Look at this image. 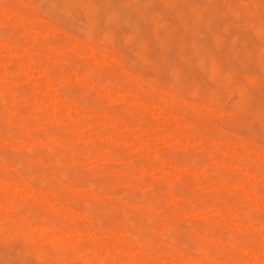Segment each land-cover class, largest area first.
Listing matches in <instances>:
<instances>
[{
	"label": "rangeland",
	"instance_id": "1",
	"mask_svg": "<svg viewBox=\"0 0 264 264\" xmlns=\"http://www.w3.org/2000/svg\"><path fill=\"white\" fill-rule=\"evenodd\" d=\"M4 1L8 2V3H5ZM24 1L27 3V5H26V3H24ZM183 1H185V0H183ZM183 1L182 0L181 1L180 0H172V1L171 0H164V1L163 0H15V1L14 0H12V1L11 0H3L2 3L5 4L6 6L15 7L17 15L28 14V15L31 16V19L22 22L21 20H18V19H20V18H18V16H16V18L13 17L11 12L7 11V10L5 11V16H2V17L0 16V23H1L0 24V60H1V64L0 65L4 66L8 70V73H9V74L7 73L8 75H4V76L0 75V85L2 86V88H9L10 87V89L13 92L14 91L18 92V94L16 93L15 95H13V97H11V98H14L15 101H17V102H21L23 100V98H22V100H20L19 96L23 97L22 96L23 94L20 93V90L22 92L24 90L23 88L26 89L27 86L26 85L24 86V84H26V82L32 83V84H34L36 86L38 85L40 96L38 97L39 100L36 99L37 101H35V104L34 103L31 104L30 108H28V109L26 107L25 108L21 107L23 105V103H20V104H22L20 106L19 103L16 102L18 104V106L21 107L22 110H20V108L16 105V103L14 104V103L10 102L9 104H11V105H8L7 104L8 102H5L3 100V97H6V95H8V94L5 93V91L2 90L1 87H0V89H1L0 90V97H1L0 100H2L3 105H5V103H6V105L8 106V107L6 105L4 106L5 110H4V108L2 106H0V109H1V111H0V119L2 120V122L0 120V128L3 130V132H2V130H0L1 131L0 135L2 133L3 134L5 133V131H4L5 129H7L9 131V133L12 134V135L11 134L10 135H6L7 138L9 137L8 139H10V143L7 144V142H4V141L1 142L2 143V145H1L2 148H0V152L2 151L4 153H2V152L0 153L2 155V158H0V159H2V161L0 160L2 162V163L0 162V167L2 165V167L0 168L1 169L0 170V175L2 177H5L3 175V173H4V171H7L8 169L10 170V171H7L8 174H10V173L11 174L12 173H18V171H19L18 174H20L28 182L33 181V182H31V184L34 183L35 185L32 184L34 187L35 186L36 187H41V186L43 187V188L41 187L42 190H43V193L40 194L39 196H37L38 204H40L44 208H47L48 211H51V212L54 211L53 208H58L60 206L63 207V208H66V209L72 208L74 210H77V212L79 211L78 212L79 215H78V217L76 219V221L78 220L77 221L78 224L82 223L83 221H86V220L90 219L91 216H89V215L93 214L95 212V214H94L95 216L92 215V218H91L90 221L93 222V224L98 226V227L99 226H103V227H108V228H112V229L118 228L117 230H119V231H124L125 232L127 230V232H128L129 228H127L126 230H123V229L128 227V225L130 226L131 229H133L131 226H134L133 222L135 221V223L137 225H135L134 227L138 228V229H135V228L134 229L136 231L135 233H138L137 231L140 230V229L143 230V228L145 229V227H149L151 225L153 226V222H151L149 220L151 215H155V213H157L156 216L159 217V215L161 216L162 214H164L163 213L164 211L162 212L163 209L159 210V208L155 207V206L147 207L146 210L143 212V214L139 213L138 211L140 210L139 209L140 205H145L144 204L145 200L143 199V193L147 192L146 193L147 195H148V193H149V195L152 193V195H151L152 198H154V197L155 198H157V197L159 198V197L163 196L164 194H166V192H170V189H172L171 186H169V188H168V185L171 184L169 179H168V177L161 175L153 166H148L149 162L152 159L155 160V158H156V160H157V158L166 156L172 162L173 161L176 162V163L173 162L174 164H171L172 162L171 163L169 162V164L167 163V166H170V164L172 166L176 165V166L172 167V168H174L173 173L180 174V176L179 175H177V176L174 175L173 176V178L175 177V181H173L174 185L172 184L174 190L172 189L170 193H174L175 195H179V193H180L179 196H181L180 197L181 199H183L182 196L185 197V198L187 197L189 200H191L193 198L190 202L193 205H195L196 207L197 206L198 207H202V206H205L206 204L209 206V204H210L211 205L210 207L212 209L209 207L210 210H206V209H203V208L201 210H198V209H196L195 206H190L189 202H187L186 204L184 202L185 205H184L183 208H181V209H179L177 211V216L172 217V218H175V220H170V218H169L171 223H170V221H168V222L171 225L176 224L175 225V227H176L175 229H173L174 226H172V233L168 232V235H166V233H164L163 235H160V236L158 234L156 236V233H155L154 236L156 238H158V239H161V240H163L162 238H164L163 241H167L168 239H165V236L169 237V234L170 235H174L176 240H173L174 238L172 236H170L169 237L170 240L167 241L166 243H168V244L171 243L170 244L171 246L177 247V249H179V250L186 251L188 249L187 251H189V250L193 251L196 248V246H195V244L193 246L192 243H189V242H193L194 241V243L197 244V240L198 239L196 240L194 237L193 238H189L190 236L192 237L191 232L193 230H196L197 232H199L200 234L203 235L204 232L207 229L205 228L206 230H202L201 228L204 229V226L206 227L207 224H205L206 222L204 223V222H201V221H203V219L204 220L205 219L206 220H214L215 223L212 224L213 227L211 226L213 229H211V228H209V226H207L209 228V230H208L209 234L213 235V236L217 235L216 237H219V238L222 236V238L224 239L222 241L214 240V244L218 245V246L226 247V246H223V245H225V243H226V245L232 243L230 240H232L233 238L230 237L227 234L228 231L226 232V230H224V229H226V227L233 229L234 230L233 233L235 232L233 235H234V237L236 236L234 238L235 240H237V239L240 240V238L243 239L244 237H245L244 239L246 240V241H243V243H241L242 242L241 240H240L241 242L237 241L238 243L240 242L239 246H240V244L242 245L240 248L243 249L242 251L245 254L243 256L244 258H242L244 263L245 264H253L252 261H253V258H254V251L252 249H251V251L249 249H247V248L253 246V244L251 242L248 243L247 241H248L249 238H251V237L253 238V236H256V234L252 233V232H256L260 236V238H262V241L264 240V226H263V223H262V222H264V220L262 221V218L264 216V200L262 201L261 205L259 206L260 208L258 209V206H257L256 210H254L255 207H252L253 209H251L250 207H248L246 205L247 204L246 202H245L246 203L245 204L244 201L241 202V200H244L243 198H245L246 200L252 198L254 196L252 194V192L256 193L257 190H258V192H257L258 196H260V195L264 196L263 195V193H264V188H263L264 187V185H263L264 182L261 183L262 181H264L263 180L264 179V177H263L264 176V169L263 170L260 169L261 167L264 168V165H263L264 163H262L263 160H264V157H263L264 156V140L262 139V137L264 136V126H263L264 124L262 125L263 129L259 125V124L263 123V121H261L262 120L261 117L264 119V112H263V114H261L262 109L260 108V107H262V104H263V111H264V101H263L264 100V66H263L264 63L262 64V62H264V49H263L264 48V40H263L264 39V0L263 1H261V0H254V1L253 0H240V1L239 0H232V1L224 0V2H223V0L222 1L221 0H219V1L218 0H213L214 3H211V2H213L212 0L211 1L210 0H208V1H206V0H189V1L186 0L185 1L186 3L185 2L182 3ZM244 1L248 2L249 4L248 3L245 4ZM257 1H260V2H257ZM179 2H181V3L179 4ZM188 2H190L191 4H189ZM192 2H194V3H192ZM242 2H244V3H242ZM28 3L30 5H28ZM251 3H253L254 6H252L253 4H251ZM203 4H205V5H203ZM225 4L227 5V7H225L226 6ZM176 5H178L177 6L178 11L176 9ZM192 5H193V7L195 8V11H196L195 12L196 13L195 17H193V15H191V14L194 13V12H192L194 10H191V9H194L193 7H191ZM197 5L200 6V7H198ZM179 6L180 7L182 6L181 7L182 9L179 10V8H180ZM189 6L191 7L190 9H188ZM196 6H197L198 11L196 10ZM246 7H248V8L250 7V9L247 10L248 8H246ZM183 9H184V11L182 12L181 10H183ZM210 9H214V11L212 10V12H211ZM239 9H240V11H239ZM218 10H220L222 12H220ZM226 10H228V11H226ZM237 10H238V12H237ZM245 10H247V11H245ZM252 10H255V11H252ZM200 11H201V14H203V15H200V13H199ZM207 11H208V13H205ZM180 12H182V14L184 12H186L185 15H186V18H187L188 22H185V24H187V23L191 24V25L188 24L189 26L187 25V28L192 26L193 24H194V26H195V24L196 25L198 24L201 29L197 26L198 29L196 28V32L198 30L200 32L199 31H198V33L195 32V27L196 26L195 27L194 26L190 27L189 31H188V29L185 28V30H187V32L185 30H183V28H184L183 27V24H184L183 21H186V19L185 18L183 19L182 16H181V19H180V16H179ZM213 12H215V14ZM198 13H199L198 16H200V17L197 19V17H198L197 14ZM210 13H211V15H210ZM236 13H238L239 15L236 14ZM158 14L160 16H158ZM209 15L212 16V17H210ZM32 16H33V18H32ZM201 16H202V18H201ZM206 17L209 20L206 19ZM194 18L197 19L198 21L196 20V22H195ZM38 19H41V20H44V21L48 22L49 24L54 26L55 30L57 29L55 31V33H52V34H50V33L48 34V32L45 31L44 29L43 30L34 31V33H33V35L36 36L37 40H39V41L42 40L41 42H43V40L47 41V42L54 41L57 44L58 48H54L48 54V58H49L48 62L49 63L47 62V64H46L47 65L46 67L49 66V69H51L50 71L48 69V73L50 75H53V76L56 75L55 78L58 76V78L53 79V80H52V78L50 79V76L48 75V73H46V72H44V73L43 72H38L32 66H29L26 69V71L24 72L25 76L22 77L21 69H19L17 67L18 69L16 70V68H14V67H16V64L14 63L15 65H13V63H12V62H14L12 59H16V58H18L20 56L18 46H20V44H21V36H22V34L31 31V28L29 27V25L30 24L34 25L35 21H37ZM199 19H200V21H199ZM212 19H213V21H212ZM246 19H248V21ZM11 20H16V22H12ZM207 20L208 21H212V24H209L210 27L212 26V28L209 27L211 29V32H210V29H208L209 25L206 24L208 22ZM161 21H165V22L160 23ZM245 21L248 23V25L245 24L246 23ZM249 21H250V23H249ZM177 22H178L179 25H177ZM204 22H206V23H204ZM5 23H6V25H5ZM174 23H175V27L176 28L179 26L178 27L179 29L177 28V30H176L175 27H173ZM208 23H210V22H208ZM251 24H254V25H251ZM250 25H251V27H250ZM203 26H205V27H203ZM246 26H247V28L243 29V27H246ZM259 26L262 27V31L261 32L263 34L260 32L261 28ZM164 27H165V29H161V28H164ZM192 28H193L194 32L190 33V31H193ZM254 28H259V29H254ZM170 29L172 30V33L174 35L171 33ZM174 30H176L179 33L180 36L175 35L177 32L176 31L174 32ZM95 31H96V33H95ZM165 32L166 33L168 32V34L165 35L166 34ZM211 34H212V37L210 36ZM255 34L258 35V38L256 37ZM168 35H170L169 37L171 38V40H170V38H166V36L168 37ZM195 35H197V36H195ZM174 36L175 37L178 36V37L175 38ZM172 37H173V39H172ZM190 37H192V39L194 41H196V43H193L194 41ZM216 37H217L218 41H217ZM124 38H125V40H124ZM213 39L214 40L216 39V42H218V43L215 44L213 42ZM75 40L76 41L80 40V42H76ZM93 40L96 41V44H94L95 42ZM174 40H175L176 43L174 42ZM188 40H189V42H188ZM191 40L193 41L192 43H190ZM178 41H180V42H178ZM184 41L187 43L186 45H188V47H190L191 49L188 48L187 46H185V47L184 46H180V47H183L184 49L178 47L179 45H184V44H181V42H184ZM97 42H98V44H97ZM99 42H100V44H99ZM114 42H115V44L117 46H119V47H117L118 50L115 48L117 50V55L113 54V53H116L115 50L112 51L114 49L112 47V45H114V47L116 46L114 44ZM124 42L126 44H128V45H125ZM77 43H78L79 46H77ZM103 43L104 44L107 43L106 44L107 47L111 44L108 47V49H109L108 51L105 50V46L106 45L104 46V48H102L103 47ZM64 44H67V45H64ZM87 44L88 45L90 44V45L88 46L89 49L86 50ZM123 44L126 47L125 46L123 47ZM200 44H201V48H200ZM243 44H245V45H243ZM174 45H175V48H174ZM191 45H193V46H191ZM194 45L196 47L199 46L198 49L203 50L206 53L203 52V51H199L198 50V52H200V53L197 54L198 52L195 51V56H192V55H194L192 53H194V50L196 48V47H194ZM255 45H257V46H255ZM92 46H94L95 48L92 47ZM77 47H78V49H76ZM110 47H112V48H110ZM208 47H211V48H208ZM176 48L180 49L179 52H181V54H182L183 50L184 51L186 50L185 52L188 55L185 54V52H183V56L182 57L184 59L180 58L179 57L180 55L177 53L178 50ZM250 48H252V50H251V52L249 51L250 54L247 52V54L250 55V56H247L248 57L247 58L246 54L244 53V49L247 51ZM260 48H262V49L259 50ZM72 49H74L73 52H72V55L75 54L74 56H72L70 54ZM90 49H93V50L96 49L97 52H98V53H96V55L99 54V55H101V57L103 56L104 53H105L104 55L108 54L106 56H109L111 54L112 58H111V56H109L108 57L109 60H108L106 58V56H103L104 57V59H103V57L100 58V56L97 55L96 57H98L101 60L99 65L96 64V66L98 68L97 69L98 71H97L95 64H94V66L92 65V67H93L92 68L91 65H89L88 61H86L87 57L90 55V54H87V51H89ZM67 50H68V52H67ZM209 50H212L211 52H213V54H211V52H209ZM256 50L258 52L261 51L262 53H259V55H257L258 52H256ZM99 51H100V53H99ZM118 51H119L120 54H118ZM30 52H31V50H29V49L26 50V53L24 54V56H28L30 54ZM123 52H125L128 56L127 55L123 56L122 55ZM66 53L70 54V55L68 54L69 57H68V55L64 56V55H66ZM125 53H123V54H125ZM176 53L179 56H175ZM251 53H252V55H251ZM189 54H191V55H189ZM209 54L212 55L211 58H210ZM235 54H237V55H235ZM118 55H122L123 56L122 59ZM70 56L72 58H70ZM214 56H215V59H214ZM113 57H114V59H113ZM196 57H198V58H196ZM207 57H209V58H207ZM162 58H164L165 60L162 59ZM186 58L188 59V61L186 60ZM68 59H70L69 61L71 63L68 61ZM180 59H182V61ZM193 59H194V61H193ZM200 59H203L202 60L203 62L200 61ZM240 59L243 60L244 63H242V61ZM260 59L262 61L261 64L263 66V67L261 66V68H263V69H260L258 67V66H260ZM9 60L11 62H9ZM82 60H83V63H82ZM120 60L121 61L122 60H126L127 62L126 61L125 62L124 61L121 62ZM183 60L185 61L186 64L183 62ZM189 60H191V62ZM85 61L87 62V64H85L86 63ZM131 61H133L132 63H134V64H132ZM159 61H163L164 63L160 62L162 64L161 65L159 63ZM165 61H166V63L169 62V65H168V63L165 64ZM198 61L203 63V65H202L203 69H202V67L200 65L201 63H198L199 65H197L196 62H198ZM256 62H259V65H257ZM105 63H106V65H105ZM107 63L108 64L112 63V64L107 66ZM156 63L160 64V66H158ZM188 63H189V65H188ZM191 63H192V65L194 67L193 66L190 67ZM194 64H196V65H194ZM210 64L214 65V66H211ZM244 64L246 66H244ZM69 65L72 66V67H70ZM177 65H179V67H177L178 69L176 70L175 66H177ZM181 65H182V67H181ZM86 66H88V67H86ZM102 66H103V68H102ZM131 66H132V69H130ZM142 66H144V67H142ZM206 66H208V67H206ZM209 66H211V69H212L211 71H213L212 67H215V66L218 67V69L216 67L214 69L216 71V74L214 73L215 71L212 72V73L209 72V71L208 72L206 71L207 69H210ZM99 67H101V68H99ZM153 67H156L154 71H153V69H154ZM159 67H160L161 71H160ZM200 67H201V69H200ZM0 68H2V67H0ZM60 68H62L61 70H63L64 72H67L68 69H69V72H70V80L69 81H63L62 78L59 77L58 74H56L57 73L56 71L60 70ZM157 68L159 70V71L157 70L159 73H157V71H156ZM186 68H187V70H186ZM205 68H206V70H204ZM82 69H84L83 72H81ZM88 69L90 70L89 73L92 72L90 75H95L97 77V80L95 79L96 78L95 76H94L95 78H93L92 76L87 75ZM109 69L113 70V71L111 70L113 74L110 73ZM53 70H55V71H53ZM79 70H80V73L78 72ZM133 70H134V72H133ZM217 70H219V71H217ZM105 71L106 72L109 71V73L108 72L106 73ZM170 71H172V72H170ZM180 71L182 73L186 72L188 74V77L185 76V75H187L186 73H184L185 74L184 75ZM97 72H99V74H97ZM177 72H179V74L181 73L182 75H184L185 78L186 77L189 78V75H190V78H191L192 73H193V75H195L194 78L196 77L195 80L199 79L200 77L201 78L199 80H197V82H196L194 80V78L192 77L193 80L191 79L192 80L191 81L190 79H187V78L184 79V77H182L181 74H180L181 76L178 75ZM226 73H228L227 74L228 76H226V78H224V74L226 75ZM100 74H101L100 77H102V78L99 79L98 77H99ZM209 74H211V75H209ZM172 75H174V76H172ZM175 76L178 77L179 79H181L180 82H179L180 84L177 83L179 81V79L176 78ZM207 76H208L209 79L207 78ZM219 76H222V78L224 80H227V81H223V79L220 78ZM229 76L232 79H230ZM106 77L108 78V80L107 79L104 80V78H106ZM114 77H115V79H114V82H113L112 79ZM122 77L126 81H124L122 79ZM129 77H131V78H129ZM149 77H151V78H149ZM217 77H218V79H217ZM128 78L131 79V81H134V79L137 78L138 80H140L143 83L146 82L145 84L149 85L152 88H155V90L162 89L168 95L169 94L170 95L179 94L180 96L179 95H177V96L180 97L181 100L183 98L185 101L184 100H182V101H184L185 103L180 104V105H183L181 110H179V111L178 110L177 111L174 110V112L176 111L175 114L177 115V118L179 120L181 119V122L182 121L183 122L187 121L184 125L183 124L182 125L184 126L185 130L186 129L194 130L193 131V136L196 133V131H198V133L200 132L201 134L206 135V136L219 137V136L222 135V133L223 134L225 133L224 131L227 130L226 131L227 132V136H226V134H224V135L221 136V138L226 136L225 138H222V140L232 141L233 143L231 144V149H233V150L238 148V146L242 142H245L247 140L246 142L249 144V146L251 148L253 147L254 150L256 149L255 150L256 152L259 151V153H257L258 154L257 157L255 156L253 158L254 160L252 159V162H250L249 166H247L248 171L254 172L253 173L254 175L251 172L250 173L245 172V170L242 169V162L235 160L236 158H232L233 160L230 161L231 157H229L228 154L227 155L226 154H223V155L218 154V152H220V150H221V149H219V147L220 146L223 147V145H221L219 143H215V142H218V141H215L213 143H208V144L203 143V144L199 145L197 143V141L192 140V139H190L188 141L183 140L182 142H179L180 144H178V143L171 144L172 145V149H170L168 151L167 150L165 151V149L163 148V145L165 146L167 144V142L171 141L172 139H171V137L162 138V137L158 136V128L161 127L160 125L155 130H146L142 126L137 125L136 123H130V125L128 124L127 126H125L124 124L120 125L119 121L116 124V122H115L116 120L112 121L110 119L112 117L109 116L108 112L105 113V112H102V111H98L99 110L98 106H97L98 104L97 103L94 104V102L98 101V95L97 94H98V91H99L98 89H100L102 87L101 85H106L108 88H111L113 90V92L111 91L112 94H109L108 97L106 98L105 105L108 106L107 110L111 111L115 115L116 118H123V115L125 113L131 112L130 109H132V107H134V104H135L134 102L136 101L135 99H138V97L140 99V97L142 98V96H143V99L146 97V94L141 92L139 90V87L134 86L132 84L133 82L129 81ZM152 78H153V81H154V79H156L155 81L159 80V81H157L158 83L155 82V81H154L155 83L153 81H151ZM182 78H183V80H182ZM213 78L215 80H213ZM250 78H251V80L248 81ZM175 79H178V81L175 80ZM160 80H161V82H160ZM218 80H221V82L218 81ZM229 80H230V82L228 83L229 84L228 85L226 83ZM105 81H106L107 84L104 83ZM109 81L111 83L112 82L113 83L111 84ZM89 82H90V84H89ZM101 82H103L104 84L101 83ZM125 82H127V83L125 84ZM162 82H164L163 84L166 83V85H163ZM218 82L221 83V86H220V83L218 84ZM115 83H117V85H115ZM181 83H186L187 86H185L184 90L189 87L188 90H186V91H183V89H180L181 91L178 90V88H179L178 86H180ZM22 84H23V86H22ZM95 84L99 85L98 88L96 87ZM118 84H120V85H118ZM127 84H129V87H128ZM177 84H178V86L176 87ZM196 84H199V86H201V87L199 88V86L196 85ZM110 85H113V87L110 86ZM184 85L182 84L181 87L183 88ZM222 85L225 86V87H223ZM14 86H17V87H14ZM132 86L134 88H132ZM236 86H237V88H236ZM238 86H239V88L241 86H243V89L244 88L245 89L244 90H241V89L239 90ZM18 87H20V88H18ZM56 87H58V91L57 92H59L61 90L60 92H62L64 94L58 93L60 95L59 98L55 101V103H50L49 99L47 98V96L49 94H51L53 91L56 92V90H54V88H56ZM135 87L137 88V90H135L136 89ZM171 87L174 90H172ZM115 88H117V89H115ZM126 88H128V89H126ZM198 88H199V90H198ZM204 88L207 89V90H205ZM118 89L119 90L121 89V90L119 91ZM129 89L132 92H134V94H132V92ZM192 89L194 91H192ZM127 90H129V91H127ZM201 90H203L202 93H201L202 95L198 94V92L200 93ZM138 91H139V93H138ZM191 91H192V93H191ZM208 91H209V93H208ZM241 91L245 92V93H241ZM260 91L263 94H261ZM116 92L118 94L123 93V95L128 94V97H129L128 98V102H126L125 104L124 103H120V102H122V100L120 99V102H119L118 94H113V93H116ZM204 92L207 93L206 96H204L205 95ZM210 92H212L213 94L210 93ZM93 93H95V94H93ZM129 93H131V94H129ZM214 93H216L217 95L214 94ZM248 93L250 95H249V97L247 99L250 102L249 101L247 102V99L245 98L246 96H248L247 95ZM1 94H3V95H1ZM4 94H5V96H4ZM137 94H140V96H138ZM209 94L210 95L212 94V95L210 96ZM244 94H246V95H244ZM67 95H68V100L65 99V96H67ZM251 95H253V96H251ZM261 95H262V97H261ZM95 96H97V98ZM133 96H137V97H133ZM177 96H176V98H177ZM198 96H200V97H198ZM213 96H215L216 98L213 97ZM218 97H219V99H218ZM69 98H71V99H69ZM132 98H135V99H132ZM192 99L195 100V101H193ZM189 100L190 101L192 100V101L190 102ZM218 101H220V102L217 104ZM186 102L189 103V104H187ZM224 102H225V104H224ZM261 102H262V104L259 105V103H261ZM2 103L0 102V105H2ZM76 103H80V104L82 103V105L85 106V108L83 110H79L77 108V104ZM233 103H234V105H233ZM236 103L237 104L240 103V104L237 105L238 108H239V105H241L243 103L242 106L245 109V111L248 110V109L249 110L245 113V111L243 109H241L242 107H240L241 110L240 109L236 110L235 111L236 113H235L234 109H232V108L236 107V109H237V106H235ZM185 104H186V106H185ZM195 104L201 109H198V108L196 109V107H194L195 109H191V108H193L191 105H195ZM216 104L218 105V107H217ZM219 104L221 106H219ZM244 104L246 106H244ZM204 105H205V107H204ZM211 105H212V107H210ZM122 106L123 107L125 106V109H123ZM206 106L208 108H206ZM214 106H216V107H214ZM231 106H233V107H231ZM205 108H206V110H204ZM33 109H34V111L42 110V114L43 115H41L42 117L40 118V123H36V122L32 121L31 118H34V116H35L34 115L35 113H34ZM153 109H154V112H155V114L153 113L154 115L152 114L153 117H155V118H158V116L160 117L161 116L160 114H162V113L158 112L159 110L157 109V107H153ZM215 109H218V110H215ZM45 110H47V111H45ZM184 110H185V112L186 111H188V112H186V114H185ZM214 110H215L216 113L219 114V117H218V114L214 113ZM197 111H204V112H207V113L210 111L211 113H208L209 115H206L207 113H205V115H204L203 113H198ZM230 111H231V113H230ZM250 111L253 112V113H251ZM119 112H120V114H119ZM195 112H197L196 115H195ZM121 113H124V114H121ZM128 113L126 115H128ZM213 113L216 114V115L214 116ZM233 113H235V114H233ZM237 113H238V115H240V117L237 115ZM180 114L181 115L184 114L187 117L185 118L184 115L181 117ZM223 114H225L224 117H223ZM118 115H120V116H118ZM255 115H256V117H255ZM21 116H22V118H21ZM23 116H24V118H23ZM220 116H221V119L226 118L227 116H228L227 118L229 119V116H230V119L239 121V124L241 122V126L242 127L240 125H238V122L236 121L237 122V126H239V127H237L238 129H235L236 123H233L235 125V127L232 124V122H235V121H232V120L229 119L231 121L230 124L233 125V126H231L230 124L226 123L228 121V119L226 120V122L224 121L225 119L223 121H221L220 120ZM79 117H82L83 120L86 119L88 121V124L92 121L91 122L92 124L94 122V125H96V124L100 125V126H97V125L96 126L98 127V129H101V130H103L105 132H107V130H105V129H108V127H112V128H109L108 130H111L113 136H112V134L109 131L108 132L111 134V138L110 137L109 138L110 139H114V140H109L108 139L109 142H111V143H109V142L104 141V139H103L104 136L96 135L95 134L96 131H93V130H95L94 128H97L96 126H94V128H93V126L92 127H87L86 126V128H85V125H84V127L81 126V125H76L75 122H76V120H78ZM195 117H198V118H195ZM124 118L126 119L125 115H124ZM188 118L190 119V121H189ZM191 118L196 123L193 122L191 120ZM217 118H219V120ZM256 118H258V119L256 120ZM259 118L261 120H259ZM22 119L23 120H28L29 122L25 121L24 123H22L21 122ZM30 119H31V122H30ZM186 119H188V120H186ZM195 119L198 121V123H197V121ZM199 119L201 121L202 120L206 121V122L202 121L205 124L202 123ZM19 120H21L20 122L22 124L20 122L19 123L21 124L22 128L19 127V125H20L19 123L17 124L18 127L15 124ZM126 121H128V118L126 119ZM191 121L194 123V127H193V123H191ZM210 121H212V122H210ZM189 122L191 123V125H190ZM258 122H259V124H258ZM187 123H189V125ZM199 123L204 128L208 127V126H209V128H205V129L202 128L201 129V126H199V125L196 126ZM12 124H14V125H12ZM212 124H213V126H212ZM7 125L9 126L8 128H6ZM219 125H221V126H219ZM226 125H228V126H226ZM45 126L47 127L48 131H50L52 133L54 132L55 133V134L53 133L54 135H56L57 133H58L57 135L60 134L59 135L60 139L62 138V136H63L62 134L63 133L65 135V132H67V129L70 130L69 137H70V142L72 143V145H71L72 146V148H71V152H72L71 160L72 161L70 160L71 162L68 163L70 165V167H69L70 171H68V170L65 171L64 170V169H68L66 167L69 166L68 164L67 165L65 164L66 167L65 166H64L65 168L62 167V169L64 168L63 171H65V175H60V173H59V175H57L58 173L55 174V176L57 178L61 179L62 177H64L63 181L70 183V185L68 186V189L69 188L70 189L73 188V189H77V190H80V189L83 190L82 189L83 188V184H84V186H89L88 183H90L93 180H94L93 182L96 181L95 184L98 185V186H100L102 183H104L101 186L102 187H106V188L108 186H110L109 185L110 183L108 181L112 182V180L113 181L115 180L116 181V183H115L116 186L113 184V185H111L112 188H111V186L108 187L109 189H102V188L99 187V189L102 190V191H100L99 189H95L98 186L95 185L96 187H92V185L94 186V183L91 184L92 183L91 182L90 186L92 187V189L93 190H97V191L99 190V192H100V196L98 198H96V199H94V198L92 199V198H89V197H85L84 198L82 196H79L76 193H73L72 195L70 194L71 196L70 195L69 196L66 195L67 197H65V194H67V193H64V194L61 195V197L63 195L65 197V199L62 198V200H64L62 205H59L57 202H55L53 200V198L51 197V195L47 192V188L45 189V185L48 182L47 181L48 178L46 176H50V173L48 172V170H49L48 167H50L51 170L53 169L52 166H53V163L56 160V159L53 158V156L56 158V155L58 156V154L61 153L63 148L60 147L59 145H55V144L52 145V149H54L53 152H50L52 149L49 150V148H48L49 145H47V149L48 150L45 148V146H46V144L48 142V140H46L45 135L43 133L44 130L42 129V128H45ZM211 126H212V128H211ZM4 127H5V129H4ZM216 127H217V129H216ZM88 128H90V129H88ZM16 129H17L16 133H19L18 130L19 131L21 130V132H24V133L25 132L32 133V136L36 140L35 139L34 140H27V139L24 140V138H19V137L16 138V139L12 138V140H11L10 137L11 136H15L16 133L14 131H16ZM10 130L12 132H14V133L10 132ZM159 130H160V128H159ZM204 130H205V134H204ZM208 130L209 131L212 130L211 133L213 135H211ZM216 130L217 131L220 130V131L217 132ZM252 130H256V132H257V134L255 132L256 136L254 135V133H252L253 132ZM8 131L5 134H8ZM62 131H64V132H62ZM220 132H221V135H220ZM36 133H39V134H36ZM236 133H237L238 136H236ZM34 134L36 136H34ZM126 134L132 135L134 140L130 138L131 136L126 135ZM207 134H210V135H207ZM251 134H253L255 137L253 135H251ZM4 135H2V136L4 137ZM39 135L43 136L44 138H40ZM67 135H68V133H66L65 136H67ZM247 135H251V137H254L255 139H253V138H251L250 136H247ZM257 135H259V137L261 135L262 136H261L260 139H258ZM21 136H23V135H21ZM37 136H38V138H37ZM243 136H244L245 140H242ZM137 137H138V139L141 137V138H143V140L150 141L151 142V146H152V144H154L155 145L154 151H151V150L150 151H144V148H142V145L144 146V144H143V142L140 143V141H138L136 139ZM228 137H229V139H228ZM239 137H241L242 139H240ZM64 138H66V137H64ZM215 140H218V139H215ZM248 140H250L251 143ZM112 141H115V142H112ZM252 141L255 142V143L252 144ZM93 143L94 144L98 143V145L101 144L100 147L104 146L105 144H106L107 148L111 146V149L113 148L112 150H114L116 153H119V156H122V157H120V159H117V161H116L117 164L114 163V165H113L114 160L110 159L109 157H107L105 155L97 154V155L86 156L85 154H87V153H86L84 148L87 145H90V144H93ZM3 144H6L5 148H4L5 145H3ZM31 144L32 145L34 144V145L32 146ZM102 144H104V145H102ZM30 145L32 147L27 148V146H30ZM43 145H45V146L43 147ZM113 145H115V146H113ZM158 145H160V147ZM8 146H10L11 148L9 147V149H7ZM57 146H59L60 148L56 149ZM156 146H158V148ZM61 148H62V150H61ZM115 148L118 149V150L116 151ZM1 149H3V150H1ZM15 149H16V151H15ZM43 149H44L45 152L43 151ZM140 149H142L144 151V153ZM56 150L58 152H55ZM131 150H132V153L130 152ZM260 150H262V151H260ZM12 151H15V152L12 153ZM42 151H43V157H42ZM47 152H48V155L52 153L53 156L51 155L52 157L51 156L47 157ZM54 152L56 154H54ZM120 152H121V154H120ZM14 153L17 154V155L15 156ZM260 153L262 154V156H261ZM11 154H13L14 156L13 155L11 156ZM19 154H21V155H19ZM22 154H23V156H22ZM45 154H46V156H45ZM195 154H197V157H195L196 156ZM26 155H27V157H26ZM132 155H133V157H132ZM191 155H195L194 158L192 157L190 159L189 156H191ZM206 155L207 156L217 155L218 158L221 157L220 159H222L221 160L222 163L225 162L226 165L228 164L229 166H232V168L231 167H228V168H229V170L231 171V173L233 175L229 173L230 171H228V169L225 168V166L222 167V164L216 165L215 169L207 170L208 172L206 171L205 175H204V178L201 179L202 181L204 180L206 183L199 181V185L192 186V182H194L195 179H193V177L192 178L190 177L192 174L191 175L188 174L189 176L187 178V176H186L187 174L186 173H188V172L183 171V168L185 166H188V165H192V166H194V164L197 165V162H198L199 165L198 166H194L193 170L196 173H199L200 172L199 166L201 165L200 163H204L205 159H203V157L205 158ZM218 155H220V156H218ZM4 156L7 157V158L10 156V157H12V159L9 160V159L5 158ZM44 157L45 158L47 157V159L49 161L53 162V163H48L49 161L47 159H45ZM50 157H51V159H50ZM72 157H74V159H72ZM85 157H86L87 160H86V162L84 161V163L81 165L80 163L83 160L82 158H85ZM138 157H140V159ZM182 157H184V158L182 159ZM3 158L7 159V160L4 159L5 162L7 161V164L4 163ZM27 158H29L28 159L29 161L26 160ZM149 159H150V161H149ZM181 159H182V162H181ZM11 160H13V162ZM18 160H20V161H18ZM45 160L47 161V164H49V166H46L47 164H46ZM133 160L136 163H134ZM199 160L201 162H199ZM126 161L129 162L131 167L135 166V167L139 168V166H144L146 169L147 168L148 169L146 170L145 168L140 167L139 168L140 170L139 169L138 170H134L131 173L128 168L126 170H123V169H125L128 166V164H126L127 163ZM18 162L20 163L19 166H21V165L23 166V163H25L26 167H25V165L22 168L16 166V165H18L17 164ZM131 162L133 163V165H131ZM256 162H257V164H256ZM35 163L40 165V167L36 166ZM177 163H178V165H177ZM254 163L256 165H258V166L256 167V165ZM3 164L7 165L6 168H4L5 165L3 166ZM30 164L33 165V169L28 171L26 168H28V166H30ZM250 164L251 165L254 164L255 166L254 165L250 166ZM8 165H10V166L12 165L13 168L8 166ZM43 165H44V170L45 169L47 170V171L45 170L46 171L45 173L46 174L49 173L48 175H45V173H43L44 172V170L42 168ZM73 165L74 166L77 165L74 168H77L76 170L78 171V173L74 172V168H72ZM123 166H126V167H123ZM31 167H29V169ZM104 167H107V169L106 168L105 169L108 170L109 174L105 171ZM2 168H4L3 173H2ZM15 168H16V170H15ZM99 168H101V170H99ZM114 168L115 169L117 168L120 171L122 170V172L125 171L124 172L125 174L128 173V172H130V173H129L128 176H124V175L120 176V175L117 174V172L115 171ZM141 168H142V172H141ZM11 169L15 170L16 172L13 171V170H12L13 172H11ZM17 169H19V170H17ZM102 169H104V170H102ZM256 169H258V170H256ZM39 170H41V172H42V174H41V176H43L42 178H41V176L39 178V174L41 173V172H39V173L37 172ZM111 171H112V173H111ZM113 171H115V173H113ZM220 171L221 172L223 171V173H219ZM233 171H235L237 174H239L245 181H247V182L252 181V184H250L251 183L250 182L249 186H247V187L244 186L242 188L239 185H236L235 182L233 181V178L235 177V174H234ZM29 172L30 173L34 172V173L30 174ZM80 172L82 173V177H81V173ZM93 172H94V174H92ZM100 172L101 173L103 172V173L101 174ZM165 172L166 173H168V172L172 173L171 171H168V170H166ZM7 173H4V174H6L8 176ZM95 173H97V174H99L101 176H98ZM213 173H215V174L217 173V174L215 175ZM75 174L76 175L78 174L80 178H78V176L74 177ZM90 174H92L93 177L95 176V178H92L91 177L92 175H90ZM112 174H113V176H112ZM219 174H220V176H223L226 179L228 178V180H226V181L224 179H223L224 181L220 180L221 186H220L219 189H216V190H218L217 192H219V194L222 195V198H218L217 197L218 193L215 192V190L210 185L208 186V182H207L209 178H213V177H215V176H217ZM249 174H251L252 176H255V177L252 178V176H250ZM31 175L34 176V179L32 178ZM107 175L109 176L108 177L109 179L106 177ZM230 175L234 176V177H231L232 180L229 179ZM29 176H30V179H29ZM66 176L67 177L70 176L69 179L71 180V182L68 181V178ZM85 176L86 177L88 176L87 177L88 179ZM45 177L47 178V180H46ZM96 177H97V179H96ZM179 177H180V179H179ZM181 177H185V179L183 178L184 179L183 180V179H181ZM256 177H257L258 180H260V182L257 179H255ZM35 178H37L36 181H38L39 183L38 182L35 183ZM66 178H67V181H66ZM90 178H91V181H90ZM43 179H45L44 181L46 183L44 181H42ZM77 179L78 180L80 179L82 182H80V180H79L78 181L79 183H78ZM84 179H85V181H84ZM98 179L100 181V182H98L99 184H97V180ZM150 179H152V180H150ZM86 180L89 181V182H87ZM186 180L188 181L187 183H189V185L191 186L190 187L188 185V188H193L194 189V190L190 189L191 193H190V190H189V192L187 191L188 190L187 187L185 188L187 183L185 184V186H183V184L181 183V182H186ZM74 181L76 182V184L72 183ZM178 181L180 182L179 184L182 186L181 187L182 189L180 188V185L178 184ZM253 181H255L256 183H254ZM86 182H87L88 185L86 184ZM105 182H107V183H105ZM174 182H176V183H174ZM37 183H38V185H36ZM81 183H83V184H81ZM77 184L80 187H78ZM105 184H106V186H103ZM122 184L125 185L126 187L123 186ZM134 184L136 186L130 188V186L134 185ZM175 184H177V186L181 189L180 190L181 192L179 191V188H177V186ZM252 185H253V187L251 188ZM3 186H5L6 190H8L7 193H9V197H8V199H6L7 201L2 202V204H1V207L4 210H6V212H7L6 214H11L13 212L14 208H12V205H13V203L15 201H17V200L18 201H20V200H22V201H27L28 200L29 201L30 191L22 192L18 187H16L15 185L11 184L10 181H8V180H6L4 182ZM122 186H123V188H122ZM149 186L152 187L153 189L150 188ZM113 187L114 188L115 187H121L122 189L121 188H115L114 189ZM124 187L127 190H124L123 192L124 193H128V194L125 195L123 193L125 195V197H122L121 195H123V194H121L122 193L121 192L120 196L123 199L126 200L125 201L126 205L125 206H121V205L116 206L117 205V203H116L117 201L114 198L115 197L117 198V196H118V198L121 199V197L117 193L122 191L124 189ZM175 188L178 191H176ZM44 189H45V191H44ZM107 190H108V192H107ZM110 190H111V192H110ZM118 190H119V192H118ZM184 190H186V191H184ZM255 190H256V192H255ZM153 191H154V194H153ZM213 191H214V193H212ZM113 192H116L115 194L117 196H114ZM186 192H188V194H193L194 196L193 195H191L192 197L191 196L189 197V195L186 196L187 195ZM240 193L242 195V199L239 202V204H241V205H238L236 203L241 198L240 195H239ZM184 194H186V195H184ZM228 194L229 195L233 194V195H230V196H234L235 195L234 196L235 199L232 200L234 197L233 198L230 197V199L231 198L232 199L228 200L227 199V198H229ZM199 195L201 197L200 199H203V198L205 199V197H206L207 200L206 199L205 200L207 202L204 201V200H202L200 202V199L198 198ZM204 195H205V197L202 198V196H204ZM226 195H227V197H226ZM237 195H239V196H237ZM83 196H85V193L83 194ZM110 196H113L114 198L113 197L109 198ZM214 196L216 197L215 200L212 199ZM223 196L226 197L225 198L226 201L225 200L222 201L223 200ZM56 197H57V195H56ZM61 197L59 196V198H61ZM76 197H77V199H76ZM163 197H166V195H164ZM210 197H211V199L213 201L210 199ZM219 197H221V196H219ZM237 197L239 198L238 200H237ZM59 198L57 197V199H59ZM180 198L178 199L177 202L179 204H183V202H180L181 201ZM109 199H110V201H109ZM112 199H113V201H112ZM196 199H199V200H196ZM208 199H210L212 201V203H211L210 200H209L210 202H208ZM65 200H68V203H66L67 201H65ZM114 200H115V202H114ZM85 201H86V204L88 203L89 205H85ZM182 201H184V200H182ZM192 201H194V202H192ZM198 201H199V203H198ZM203 201L205 202V204L203 203V205H202L201 203ZM215 201L217 203H215ZM230 201H231V204H233V206L235 205V208H234L235 210L231 213V216L228 218L227 222H224V224L226 225V227H225L223 223H216L219 220V217H217V216H219V207L218 206L221 205L220 202H222V204H226L227 203L228 205H231ZM213 202L215 203L214 205H216V206L213 205ZM218 202L220 203L219 205H218ZM93 203H95V204L92 205ZM112 203L116 206V207L115 206L113 207L114 209L112 208ZM163 203L165 204V207H169V208H172L175 205V202L172 199H168V198H165ZM242 203L245 204V205H243ZM90 204L92 205V207L95 206V207H93L94 209H92ZM98 204H99V207L97 208L98 209L97 212H99V214L96 213V210H97L96 206H98ZM107 206H108V208H107ZM212 206L218 207V209H216V208H214ZM31 207L35 208L34 205H31ZM36 207H37V205H36ZM102 207H105V209L102 208ZM119 207H121V208H119ZM37 208L39 209L40 207L38 206ZM83 208H84V210L85 209L87 210L85 212V214H83L84 212H80V211H82ZM23 209H25V211L28 210L27 213L31 214L30 216L27 215V217L29 219H30V217H32V214H36V215L39 214L40 215L41 213H43L41 209H40L41 210L40 211V210L35 208L34 210L38 213L37 214V213H35V211H32V209L29 208V206H27L26 208H23ZM30 209H31V212L29 211ZM107 209L108 210L109 209L110 210L113 209L112 210L113 213L110 210L108 211ZM115 209H116V211H114ZM117 209L120 212H118ZM89 210H91L92 213ZM100 210H101V212H100ZM104 211H106V212L104 213ZM157 211H159V212H157ZM216 211H218V212H216ZM107 212L109 213V215L107 214ZM115 212H117V213H115ZM161 212H162V214H161ZM86 213H87V215H86ZM88 213H90V214L88 215ZM102 213H104V214H102ZM81 214H83L82 217H80ZM244 214L245 215L249 214L251 216V218H255L256 221L252 220V223H253L252 225H250L251 223L249 224V223L244 222L239 227L238 226H234V224H233L234 219L238 218V216L240 218L242 216L244 217L245 216ZM48 215H50V214L48 213ZM84 215H86V216H84ZM35 216L33 215V219H35V220L39 219V221H41L40 220L41 219L40 218L41 215H40V217L38 219H37V216L36 217ZM72 217L74 218L75 216H72ZM130 218H133V219L131 220ZM82 219H84V220L82 221ZM94 220H96L97 223ZM259 220H260V222H258ZM172 221H173V223H172ZM174 221H176V222L174 223ZM4 222H5V219L2 218L1 219V223H4ZM130 222L133 223V224L131 225ZM257 222H258V224H257ZM140 223H142V227L143 228L141 227ZM199 223H200L201 226H198ZM210 224H208V225H210ZM259 224H261V225H259ZM144 225H146V226L144 227ZM147 225H149V226H147ZM179 225H180V227H179ZM195 225H196V227H195ZM120 226H121V229H120ZM122 226H123V228H122ZM215 226H217L216 227L217 229H215ZM220 226L223 227V228L225 227V228L224 229L220 228ZM178 227L181 228V229L180 230H176ZM184 227L186 229L190 228L191 232L187 233L189 231V229H187L188 230L187 231L186 229H183ZM192 227H193V229H192ZM36 229L35 228H31L30 229L31 235H29V231L27 229V226H25L23 229H21V231H20L21 234L20 235H14V236H8V237H4V236L0 235V254H1L0 255V264H50V262H51V264H54L55 261L57 260V258L52 257V256H48L47 253H45L44 257H43V254L35 253L34 251L30 250V248H28L26 244H24L26 242L24 241L23 238H25L28 243L31 242V241L37 240L38 242L42 241V244H44V246H48V241L52 240V239L49 238V237L47 238L45 236L40 235V233H38V229L37 230ZM131 229L129 230L130 233L133 232ZM220 229H222V230H220ZM215 230H216V232H215ZM66 231L67 230H65V232L62 233L61 236L64 239L67 240L66 236L70 235L71 231H69V233H68V231L67 232ZM176 231L178 233H176ZM201 231H202V233H201ZM211 232H212V234H211ZM221 233H224L225 236L228 239L224 236V234L221 235ZM236 233H238V235H235ZM250 233H252L253 235H251ZM73 235L75 236V234H73ZM107 236H108L107 234H95L92 237V239L101 241ZM9 237H14V238L13 239L11 238L12 239L11 240ZM78 237H79V241L78 242L70 241V243H69L70 244L69 248L70 249H76V250H78V252L74 253L72 258H67L65 261H61V260L58 259L56 261V264H57V262L59 263L60 261L61 262L59 264H61L62 262H63L62 264H90V262H89L90 259H91L90 255L80 253L81 251L79 249V245L85 243V241L88 238L86 236H81L80 234L78 235ZM6 238L10 239L7 242H11L12 243V241H13V243H14L13 246L14 247L11 246L12 244H9L11 247H8L9 245L6 242ZM184 238L187 239V240H185ZM229 238H230V240H229ZM181 239H183L184 241L181 240ZM192 239H194V240H192ZM178 240H179L180 243H177ZM190 240H192V241H190ZM174 242L177 244V246H175L176 244ZM233 242H234V240H233ZM244 242H246V245H245ZM263 243H264V241H263ZM134 246H135V250L138 249L139 251L143 252L142 251L144 249L143 247H140V246H138L136 244H134ZM12 247H13V249H12ZM154 247L155 246H153L152 248H154ZM189 247L190 248L192 247V249H189ZM242 247H245V248H242ZM159 248H162V247L160 246ZM24 249H26V251ZM165 249L166 248H164L163 250H165ZM114 250H119V248H115ZM124 250H126V249H124ZM195 250L193 251L194 254L192 255V259L194 261H197V262H202L203 261L204 262L203 259H205L206 262H210V259H211L210 256L203 255L202 252L200 253L197 250V248ZM159 251H161V250L159 249ZM162 251L160 253H162ZM27 252H28V254H27ZM221 252L223 253V248L221 249V251L219 250V253H221ZM29 253H30V256H29ZM37 254H38V256H37ZM164 254H166L165 251H163V256L162 255L161 256L164 257V258H167L166 257L167 255L165 256ZM109 256H112V253H102L99 256H96L97 257L96 259H97V261L101 262L102 264H111L110 259H108ZM142 256L145 257V259H149V257L151 255L150 254H144ZM219 257H220V255L217 256V259H221L222 258V256L220 258ZM45 258H47V259H45ZM223 258H224V255H223ZM221 261H225V260L221 259ZM148 264H153V262L150 261ZM166 264H180V263H179V261H176V260L175 261L174 260L173 261L169 260V261L166 262ZM261 264H264V263H261Z\"/></svg>",
	"mask_w": 264,
	"mask_h": 264
},
{
	"label": "bare ground",
	"instance_id": "2",
	"mask_svg": "<svg viewBox=\"0 0 264 264\" xmlns=\"http://www.w3.org/2000/svg\"><path fill=\"white\" fill-rule=\"evenodd\" d=\"M2 1L3 0H0V16L2 17V16H5V11L7 10V11H10L11 12V14L13 15V17H15L16 18V16H18V18H20V19H18V20H21L22 22H24V21H26V20H30L31 19V16L30 15H28V14H21V15H17V13H16V9H15V7H8V6H6L5 4H3L2 3ZM12 1V0H11ZM15 1V0H14ZM164 1V0H163ZM172 1V0H171ZM181 1V0H180ZM183 1V0H182ZM186 1V0H185ZM185 1H183L182 3H184ZM189 1V0H188ZM206 1H208V0H206ZM211 1V0H210ZM213 1V0H212ZM219 1V0H218ZM217 1V2H218ZM222 1V0H221ZM228 1V0H227ZM226 1V2H227ZM229 1H232V0H229ZM240 1V0H239ZM254 1V0H253ZM261 1H263V0H261ZM5 2V1H4ZM223 2H224V0H223ZM245 2V1H244ZM244 2H242V3H244ZM257 2H260V1H257ZM5 3H8V2H5ZM12 3V2H11ZM15 3V2H14ZM24 3H26L25 1H24ZM181 2H179V4H180ZM186 3V2H185ZM189 4H191L190 2H188ZM192 3H194V2H192ZM197 3V2H196ZM195 3V4H196ZM209 3V2H208ZM211 3H214V1L213 2H211ZM229 3V2H228ZM231 3V2H230ZM246 3H248V2H245V4ZM254 3V2H253ZM253 3H251V4H253ZM256 3V2H255ZM53 4V3H52ZM188 4V5H189ZM227 4V3H226ZM225 4V5H226ZM249 4V3H248ZM26 5H27V3H26ZM28 5H30L29 3H28ZM32 5V4H31ZM203 5H205V4H203ZM259 5V4H258ZM33 6V5H32ZM57 6V5H56ZM89 6V5H88ZM177 6L178 5H176V9H177V11H178V8H177ZM183 6V5H182ZM181 6V7H182ZM198 6V5H197ZM197 6H196V10L198 11V9H197ZM242 6V5H241ZM252 6H254V4L252 5ZM41 7V6H40ZM166 7V6H165ZM180 7V6H179ZM179 8V10L180 9H182V8ZM191 7H193V5L191 6ZM190 6L188 7V9H190L191 8ZM198 7H200V6H198ZM208 7V6H207ZM225 7H227V5L225 6ZM51 8V7H50ZM194 8V7H193ZM246 8H248V7H246ZM203 9V8H202ZM207 9V8H206ZM231 9V8H230ZM250 9V7L247 9V10H249ZM191 10H194V11H192V12H194L193 14H191V15H193V17H195V8L194 9H191ZM204 10V9H203ZM202 10V11H203ZM208 10V9H207ZM211 10V12H212V10L214 11V9H210ZM229 10V9H228ZM228 10H226V11H228ZM247 10H245V11H247ZM92 11V10H91ZM182 12L184 11V9L183 10H181ZM205 11V10H204ZM217 11V10H216ZM218 11H220V10H218ZM224 11V10H223ZM239 11H240V9H239ZM252 11H255V10H252ZM172 12V11H171ZM182 12H180L179 14V16H180V19H181V16L183 17V19L185 18L186 19V21H183V23L185 24V22H188L187 21V18H186V12H184L183 14H182ZM220 12H222V11H220ZM237 12H238V10H237ZM22 13V12H21ZM27 13V12H26ZM174 13V12H173ZM200 13V15H203V14H201V11L199 12ZM199 13L197 14V16L199 15ZM205 13H208V11L207 12H205ZM214 14H215V12H213ZM212 13V14H213ZM240 13V12H239ZM253 13V12H252ZM251 13V14H252ZM162 14V13H161ZM189 14V15H190ZM213 14V15H214ZM236 14H238V13H236ZM175 15V14H174ZM185 17H184V16ZM210 15H211V13H210ZM209 15V16H210ZM239 15V14H238ZM158 16H160L159 14H158ZM170 16V15H169ZM206 16V15H205ZM38 17V16H37ZM42 17V16H41ZM40 17V18H41ZM166 17V16H165ZM177 17V16H176ZM200 16H198L197 17V19L199 18ZM208 17V16H207ZM206 17V19H208ZM210 17H212V16H210ZM235 17V16H234ZM32 18H33V16H32ZM36 18V17H35ZM34 18V19H35ZM50 18V17H49ZM201 18H202V16H201ZM200 18V19H201ZM260 18V17H259ZM51 19V18H50ZM75 19V18H74ZM144 19V18H143ZM195 19V18H194ZM197 19H195V22H196V20ZM200 19H199V21H200ZM240 19V18H239ZM166 20V19H165ZM209 20V19H208ZM207 20V21H208ZM247 21H248V19H246ZM12 22H16V20H11ZM58 21V20H57ZM175 21V20H174ZM198 21V20H197ZM206 21V22H207ZM212 21H213V19H212ZM212 21H208V22H210V23H206V22H204V23H206V24H212ZM259 21V20H258ZM140 22V21H139ZM163 22H165V21H161L160 23H163ZM246 22V21H245ZM182 23V24H183ZM192 23V22H191ZM249 23H250V21H249ZM263 23V22H262ZM1 24V23H0ZM53 24V23H52ZM168 24V23H167ZM183 24V30H185V28L186 29H188V31H189V29H190V27H192V26H194V24L192 25V26H190V27H188L187 28V25L188 24H190V23H187V24H185L184 25ZM245 24H247L248 25V23L246 22ZM244 24V25H245ZM3 25V24H2ZM5 25H6V23H5ZM29 25V24H28ZM148 25V24H147ZM165 25V24H164ZM172 25V24H171ZM177 25H179L178 24V22H177ZM191 25V24H190ZM207 25V26H208ZM251 25H254V24H251ZM251 25H250V27H251ZM189 26V25H188ZM196 26V27H195ZM195 32H196V28H197V26L199 27V25L197 24H195ZM206 26V25H205ZM205 26H203V27H205ZM257 26V25H256ZM29 27L31 28V31H29V32H26V33H24V34H22V36H21V44H20V46H18V49H19V53H20V56L18 57V58H16V59H12L14 62H12L13 63V65H15L16 64V67H14V68H16V70L19 68V69H21V75H22V77L23 76H25V74H24V72L26 71V69L29 67V66H32V67H34L38 72H46V73H48V69H49V66L48 67H46L47 65V62H48V54L54 49V48H58L57 47V44L54 42V41H51V42H47V41H44L43 40V42H41L42 40H37L36 39V36H34L33 35V33H34V31H37V30H45V31H47L48 32V34L50 33V34H52V33H55V31L57 30H55V28H54V26H52L51 24H49L48 22H46V21H44V20H41V19H38L37 21H35V24L34 25H29ZM173 27H175V23H174V25H173ZM179 27V26H178ZM177 27V28H178ZM210 25L208 26V29H210V28H212V26L210 27ZM258 27V26H257ZM260 27V26H259ZM172 28V27H171ZM177 28L175 27V29L177 30ZM200 28V27H199ZM244 28H247V26L246 27H243V29ZM261 29H260V32L262 31V27H260ZM148 29V28H147ZM161 29H165V27L164 28H161ZM174 29V28H173ZM179 29V28H178ZM182 29V28H181ZM198 29V28H197ZM201 29V28H200ZM254 29H259V28H254ZM168 30V29H167ZM166 30V31H167ZM176 30H174V32L176 31ZM192 30H193V28H192ZM146 31V30H145ZM148 31V30H147ZM170 31H171V33H172V30L170 29ZM179 31V30H178ZM186 32H187V30H185ZM199 31V30H198ZM198 31L196 32V33H198ZM11 32V31H10ZM9 32V33H10ZM177 32V31H176ZM194 32V30L193 31H190V33H193ZM200 32V31H199ZM210 32H211V29H210ZM256 32V31H255ZM254 32V33H255ZM8 33V32H7ZM66 33V32H65ZM95 33H96V31H95ZM139 33V32H138ZM166 33V32H165ZM185 33V32H184ZM262 33V32H261ZM122 34V33H121ZM128 34V33H127ZM168 34V32L165 34V35H167ZM173 34V33H172ZM263 34V33H262ZM126 35V34H125ZM146 35V34H145ZM174 35V34H173ZM175 35H178V36H180L179 35V33L177 32ZM198 35V34H197ZM197 35H195V36H197ZM256 35V37L258 38V35L257 34H255ZM170 35H168V37L166 36V38H170L169 37ZM178 36H174L175 38H177ZM184 36V35H183ZM202 36V35H201ZM211 37H212V34L210 35ZM243 36V35H242ZM263 36V35H262ZM17 37V36H16ZM200 37V36H199ZM215 37V36H214ZM213 37V38H214ZM244 37V36H243ZM260 37V36H259ZM101 38V37H100ZM126 38V37H125ZM125 38H124V40H125ZM191 39H192V37H190ZM104 39V38H103ZM172 39H173V37H172ZM199 39V38H198ZM216 39H217V37H216ZM216 39L214 40L213 39V42L216 44V43H218V42H216ZM73 40V39H72ZM100 40V39H99ZM115 40V39H114ZM170 40H171V38H170ZM193 40V39H192ZM190 41V43H192L193 41ZM264 40V39H263ZM76 41V40H75ZM94 41V40H93ZM106 41V40H105ZM181 41V40H180ZM180 41H178V42H180ZM198 41V40H197ZM217 41H218V39H217ZM233 41V40H232ZM73 42V41H72ZM76 42H80V40L79 41H76ZM95 42V43H94ZM93 43L94 44H96V41H94ZM174 42H175V40H174ZM185 42V41H184ZM181 42V44H184V45H179L178 47H180V46H187L188 47V45H186L187 43L185 42ZM188 42H189V40H188ZM82 43V42H81ZM108 43V42H107ZM106 43V44H107ZM125 43V42H124ZM176 43V42H175ZM193 43H196V41H194ZM15 44V43H14ZM76 44V43H75ZM97 44H98V42H97ZM99 44H100V42H99ZM106 44H104L103 43V47L102 48H104V46L106 45ZM114 44H115V42H114ZM17 45V44H16ZM64 45H67V44H64ZM90 45V44H89ZM88 44H87V48H86V50L87 49H89L88 48V46H89ZM111 45V44H110ZM109 45V46H110ZM116 45V44H115ZM125 45H128V44H126L125 43ZM124 44H123V47L125 46ZM243 45H245V44H243ZM69 46V45H68ZM77 46H79L78 45V43H77ZM86 46V45H85ZM108 46V47H109ZM191 46H193V45H191ZM255 46H257V45H255ZM65 47V46H64ZM67 47V46H66ZM92 47H94V46H92ZM108 47H107V45L105 46V50H109L108 49ZM112 47L114 48L112 51H114L115 50V52L116 53H113V54H116L117 55V50H118V48L117 47H119V46H115L114 47V45H112ZM112 47H110V48H112ZM126 47V46H125ZM194 47H196L195 45H194ZM198 47L199 46H197L196 48H195V50H194V53H192V54H194V55H192V56H195V51H197L198 52V50L199 51H203V50H200V49H198ZM68 48V47H67ZM95 48V47H94ZM107 48V49H106ZM117 50H116V49ZM174 48H175V45H174ZM180 48H183V47H180ZM188 48H190V47H188ZM193 48V47H192ZM200 48H201V44H200ZM208 48H211V47H208ZM256 48V47H255ZM263 48V47H262ZM262 48H260L259 50H261ZM31 50V52H30V54L28 55V56H24V54L26 53V50ZM76 49H78V47L76 48ZM98 49V48H97ZM171 49V48H170ZM177 49V48H176ZM184 49V48H183ZM191 49V48H190ZM189 49V50H190ZM203 49V48H202ZM257 49V48H256ZM264 49V48H263ZM61 50V49H60ZM73 50L74 49H72V51H71V55H72V52H73ZM110 50V51H111ZM124 50V49H123ZM122 50V51H123ZM172 50V49H171ZM178 50V54L180 55H178L177 53H176V55L175 56H179L180 58H182V59H184L182 56H183V52H185L184 50L182 51V54H181V52H179L180 51V49H177ZM251 50H252V48H250L249 50H245L244 49V53L246 54V57L247 56H250V55H248L247 54V52L250 54V52H251ZM103 51V50H102ZM111 51V52H112ZM212 50H209V52H211ZM246 51V52H245ZM250 51V52H249ZM67 52H68V50H67ZM104 52V51H103ZM192 52V51H191ZM203 52H205V51H203ZM256 52H258L257 50H256ZM65 53V52H64ZM96 53H98L97 52V50L95 49V50H93V49H90L89 51H87V54H90L88 57H87V59H86V61H88V63H89V65H91V67H92V65L94 66V64H95V66H96V64L97 65H99V63H100V59L98 58V57H96L97 55L98 56H100V58H102L103 56H106V55H108V54H106V55H104L103 54V56L101 57V55H99V54H97L96 55ZM99 53H100V51H99ZM123 53H125V52H123ZM122 53V55L123 56H125V55H127L126 53L125 54H123ZM200 52H198L197 54H199ZM206 53V52H205ZM204 53V54H205ZM259 53H262L261 51H259L258 52V54L257 55H259ZM69 53H66V55H64V56H67ZM69 54V55H70ZM118 54H120L119 53V51H118ZM185 54H187L186 52H185ZM202 54V53H201ZM211 54H213V52H211ZM69 55H68V57H69ZM75 55V54H74ZM74 55H72V56H74ZM122 55H118V56H120V58L122 59ZM169 55V54H168ZM188 55V54H187ZM189 55H191V54H189ZM203 55V54H202ZM210 55V54H209ZM235 55H237V54H235ZM251 55H252V53H251ZM262 55V54H261ZM109 56H111V54L109 55ZM109 56H106V58L108 59V57ZM128 56V55H127ZM163 56V55H162ZM185 56V55H184ZM211 56L212 55H210V58H211ZM76 57V56H75ZM199 57V56H198ZM198 57H196V58H198ZM203 57V56H202ZM235 57V56H234ZM67 58V57H66ZM65 58V59H66ZM70 58H72L71 56H70ZM74 58V57H73ZM111 58H112V56H111ZM110 58V59H111ZM119 58V59H120ZM194 58V57H193ZM200 58V57H199ZM207 58H209V57H207ZM248 58V57H247ZM246 58V59H247ZM261 58V57H260ZM103 59H104V57H103ZM113 59H114V57H113ZM162 59H164V58H162ZM182 59H180L181 61H182ZM204 59V58H203ZM203 59H200V61H202ZM214 59H215V56H214ZM259 59V58H258ZM70 59H68V61H69ZM109 60V59H108ZM127 60V59H126ZM126 60H122V61H126ZM161 60V59H160ZM165 60V59H164ZM163 60V61H164ZM186 60L188 61V59L186 58ZM206 60V59H205ZM241 60V59H240ZM254 60V59H253ZM263 60V59H262ZM77 61V60H76ZM85 61V62H86ZM104 61V60H103ZM118 61V60H117ZM121 61V60H120ZM119 61V62H120ZM121 61V62H122ZM163 61H159V63L161 62H163ZM190 62H191V60H189ZM193 61H194V59H193ZM200 61H198V62H196L197 63V65H199L198 63H201L200 65H201V67H202V69H203V61L202 62H200ZM210 61V60H209ZM242 61V63H244L243 62V60H241ZM9 62H11L10 60H9ZM70 62V61H69ZM79 62V61H78ZM106 62V61H105ZM110 62V61H109ZM127 62V61H126ZM133 61H131V63H132ZM183 62L185 63V61L183 60ZM261 59H260V66H258L260 69H263V68H261V66H262V64L264 63V62H262V64H261ZM15 63V64H14ZM49 63V62H48ZM51 63V62H50ZM71 63V62H70ZM77 63V62H76ZM80 63V62H79ZM82 63H83V60H82ZM158 63V62H157ZM156 63V64H157ZM160 63V64H161ZM164 63V62H163ZM168 63V65H169V62H167ZM166 63V61H165V64H167ZM193 63V62H192ZM192 63H191V65H190V67L191 66H193L192 65ZM213 63V62H212ZM231 63V62H230ZM257 63V65H259V62H256ZM0 64H1V60H0ZM68 64V63H67ZM78 64V63H77ZM85 64H87V62L85 63ZM110 64H112V63H110ZM110 64H108L107 63V66L108 65H110ZM132 64H134V63H132ZM160 64H157L158 66H160ZM164 64V65H165ZM186 64V63H185ZM218 64V63H217ZM79 65V64H78ZM84 65V64H83ZM103 65V64H102ZM105 65H106V63H105ZM130 65V64H129ZM162 65V64H161ZM176 65V64H175ZM188 65H189V63H188ZM194 65H196V64H194ZM211 65V64H210ZM243 65V64H242ZM11 66V65H10ZM51 66V65H50ZM70 66V65H69ZM77 66V65H76ZM211 66H214V65H211ZM211 66H209L210 67V69H207L206 70V68L204 69V70H206L207 72L209 71V72H214L215 70V67L217 66H215V67H212L213 68V71H211L212 69H211ZM244 66H246L245 64H244ZM264 66V65H263ZM262 66V67H263ZM0 67H2V68H0V75L1 76H4V75H8L9 73H8V70L4 67V66H2V65H0ZM4 67V68H3ZM13 67V66H12ZM18 67V68H17ZM70 67H72V66H70ZM86 67H88V66H86ZM90 67V66H89ZM142 67H144V66H142ZM168 67V66H167ZM176 67V70L178 69L177 67H179V65H177V66H175ZM181 67H182V65H181ZM194 67V66H193ZM201 67H200V69H201ZM206 67H208V66H206ZM69 68V67H68ZM85 68V67H84ZM93 68V67H92ZM99 68H101V67H99ZM102 68H103V66H102ZM109 68V67H108ZM136 68V67H135ZM134 68V69H135ZM139 68V67H138ZM154 69H153V71L155 70V68L156 67H153ZM217 69H218V67H216ZM62 68H60V70H57L56 72V74H58L59 75V77H61L62 78V80L63 81H69L70 80V72H69V69H68V71L67 72H64L63 70H61ZM98 68H97V66H96V70H97ZM116 69V68H115ZM130 69H132V66L130 67ZM159 69H160V67H159ZM181 69V68H180ZM179 69V70H180ZM183 69V68H182ZM195 69V68H194ZM222 69V68H221ZM51 69H49V71H50ZM83 70L84 69H82V71L81 72H83ZM87 70V69H86ZM101 70V69H100ZM110 70V69H109ZM112 70V69H111ZM110 70V73H112V71ZM138 70V69H137ZM136 70V71H137ZM158 70V68L156 69V71ZM165 70V69H164ZM178 70V71H179ZM186 70H187V68H186ZM11 71V70H10ZM53 71H55V70H53ZM89 69H88V73H87V75H90L91 73H89ZM98 71V70H97ZM102 71V70H101ZM159 71V70H158ZM157 71V73H159ZM160 71H161V69H160ZM217 71H219V70H217ZM73 72V71H72ZM76 72V71H75ZM79 73H80V70L78 71ZM104 72V71H103ZM106 72V71H105ZM108 73H109V71H107ZM106 72V73H107ZM124 72V71H123ZM133 72H134V70H133ZM141 72V71H140ZM170 72H172V71H170ZM169 72V73H170ZM181 72V71H180ZM204 72V71H203ZM8 73V74H7ZM11 73V72H10ZM54 73V72H53ZM52 73V74H53ZM182 73V72H181ZM180 73V74H181ZM184 73H186V72H184ZM184 73H182V74H184ZM215 74H216V71L214 72ZM220 73V72H219ZM222 73V72H221ZM97 74H99V72H97ZM113 74V73H112ZM144 74V73H143ZM177 74L178 75H180L179 74V72H177ZM181 74V75H182ZM187 74V73H186ZM228 73H226V75L224 74V78H226V76H228L227 75ZM11 75V74H10ZM14 75V74H13ZM20 75V76H21ZM48 75L50 76V79L52 78V80L53 79H56V78H58V76L55 78V76H53V75H50L49 73H48ZM76 75V74H75ZM85 75V74H84ZM105 75V74H104ZM137 75V74H136ZM180 75V76H181ZM185 75V74H184ZM184 75H182V77H184ZM192 75H193V73H192ZM191 75V78H190V75H189V78H187L188 77V74L187 75H185V76H187L186 78L187 79H192V77L194 78V76L195 75H193L192 76ZM209 75H211V74H209ZM245 75V74H244ZM248 75V74H247ZM90 76H92L93 78H95L96 76L95 75H90ZM95 76V77H94ZM101 76V74L99 75V79L100 78H102V77H100ZM107 76V75H106ZM172 76H174V75H172ZM15 77V76H14ZM13 77V78H14ZM104 77V76H103ZM176 77V76H175ZM210 77V76H209ZM213 77V76H212ZM220 78H222V76H219ZM230 77V76H229ZM250 77V76H249ZM129 78H131V77H129ZM128 78V79H129ZM134 78V77H133ZM149 78H151V77H149ZM154 78V77H153ZM153 78H152V80L151 81H153ZM174 78V77H173ZM172 78V79H173ZM176 78H178V77H176ZM181 78V77H180ZM185 77H184V79H186ZM196 78V77H195ZM195 78H194V80H195ZM201 78V77H200ZM199 78V79H200ZM207 78H208V76H207ZM215 78V77H214ZM213 78V80H215ZM228 78V77H227ZM252 78V77H251ZM251 78L248 80V81H250L251 80ZM96 80H97V77L95 78ZM98 79V80H99ZM105 79H107L108 80V78L106 77V78H104V80ZM114 79H115V77L112 79V81L114 82ZM122 79H123V77H122ZM121 79V80H122ZM160 79V78H159ZM179 79V78H178ZM178 79H175V80H177L178 81ZM199 79H197V80H199ZM209 79V78H208ZM207 79V80H208ZM211 79V78H210ZM217 79H218V77H217ZM223 79V78H222ZM230 79H232L231 77H230ZM247 79V78H246ZM60 80V79H59ZM111 80V79H110ZM124 80V79H123ZM122 80V81H123ZM142 80V79H141ZM156 79H154V81H155ZM180 80L181 79H179V81L177 82L178 84H180L179 82H180ZM182 80H183V78H182ZM189 80V81H190ZM193 80V79H192ZM191 80V81H192ZM197 80H195L196 82H197ZM88 81V80H87ZM103 81V80H102ZM120 81V80H119ZM124 81H126V80H124ZM128 81V80H127ZM129 81H131V79H129ZM144 81V80H143ZM153 81V82H154ZM157 81H159V80H157ZM157 81H155V82H157ZM218 81H220L221 82V80H218ZM223 81H227V80H224L223 79ZM254 81V80H253ZM61 82V81H60ZM110 82V81H109ZM112 82V83H113ZM118 82V81H117ZM131 82H133L132 84L134 85V86H137V87H139V90L141 91V92H143V93H145L146 94V97L143 99V96H142V98L140 97V99H139V97H138V99H135V98H132V99H135L134 101V107H132V109H130V111L131 112H127L128 113V115H126L127 113H121V114H124L125 116H126V119L128 118V121H126V119L124 118V115H123V118H116L115 117V115L111 112V111H108L107 109H108V106L107 105H105V103H106V98L108 97V95L109 94H112V92H113V90L111 89V88H108L106 85H101L102 87L100 88V89H98L99 91H98V101L96 102H94V104L95 103H97L98 105V111H102V112H105V113H107L108 112V114H109V116L110 117H112V118H110L112 121H115L116 122V124L118 123V121L120 122L119 124L121 125V124H124L125 126H127L128 124L130 125V123H136L137 125H139V126H142L144 129H146V130H155L159 125L161 126V127H159L160 128V130H159V128H158V136H160V137H162V138H165V137H171V141H168L167 142V144L164 146L163 145V148L165 149V151L167 150H170V149H172V145L171 144H173V143H178V144H180L179 142H182L183 140H185V141H188V140H190V139H192V140H195V141H197V143L200 145V144H203V143H206V144H208V143H213V142H215V141H218V142H215V143H219V144H221V145H223V147H219V149H221L220 150V152H218V154H221V155H223V154H228L229 155V157H231V160L230 161H232L233 159L232 158H236L235 160H237V161H241L242 162V169L243 170H245V172H247V173H254V172H252V171H248V168H247V166H249V163L250 162H252V159L256 156L257 157V153H259V151L258 152H256L254 149H253V147L251 148L250 146H249V144L245 141V142H242L239 146H238V148H236V149H231V144L233 143L232 141H229V140H222V138H225L226 136H227V130L226 131H224L225 133L224 134H226V136H224V137H222L221 138V136L222 135H224L223 133H222V135H221V132H220V135L221 136H219V137H214V136H206V135H203V134H201L200 132L198 133V131H196V133L194 134V136H193V131L194 130H191V129H186L185 130V128H184V124L187 122H181V119L179 120L178 118H177V115L175 114V112L178 110H181L182 109V107H183V105H180V104H182V103H185L184 101V99L182 98V100H184V101H182L181 99H180V97H178L177 95H179V94H177V95H168L166 92H164L162 89H160V90H155V88H152V87H150L149 85H147V84H145L146 82H141L140 80H138L137 78L136 79H134V81H131ZM130 82V83H131ZM154 82V83H155ZM160 82H161V80H160ZM220 82H218V84L220 83ZM230 82V80L226 83V84H228ZM68 83V82H67ZM100 83V82H99ZM101 83H103V82H101ZM104 83H106V81L104 82ZM103 83V84H104ZM111 83V82H110ZM111 83V84H112ZM122 83V82H121ZM120 83V84H121ZM124 83V82H123ZM127 82H125V84H126ZM129 83V84H130ZM158 83V82H157ZM164 82H162V84H163ZM170 83V82H169ZM195 83V82H194ZM225 83V82H224ZM254 83V82H253ZM71 84V83H70ZM69 84V85H70ZM88 84V83H87ZM89 84H90V82H89ZM92 84V83H91ZM107 84V83H106ZM120 84H118V85H120ZM129 84H127L128 85V87H129ZM131 84V85H132ZM150 84V83H149ZM161 84V85H162ZM178 84L176 85V87L178 86ZM184 85V87L182 88L181 87V85ZM200 84V83H199ZM199 84H196V85H198L199 86ZM203 84V83H202ZM217 84V83H216ZM27 86L26 87V89L25 88H23L24 90L21 92V90H20V93L21 94H23L22 96L23 97H21V96H19L20 97V100H22V98H23V100L21 101V102H17V101H15V99L14 98H11V97H13V95H15L16 93L18 94V92H13L11 89H10V87L9 88H2V86L0 85V87H1V89L2 90H4L5 91V93H7L8 95H6V97H3V100L5 101V102H8L7 104L8 105H11V104H9L10 102L11 103H19V105L21 106L22 104H20V103H23V105L21 106L22 108H30V106H31V104H35V101H37L36 99H38V97L40 96V92H39V89H38V85L36 86V85H34V84H32V83H29V82H26V84H24V86ZM68 85V86H69ZM96 85V87L98 88V84H95ZM115 85H117V83H115ZM122 85V84H121ZM163 85H166V83L165 84H163ZM181 85L180 86H178L179 88H178V90H180V89H183V91H186V90H188V88H186L185 90H184V88H185V86H187V84L186 83H181ZM190 85V84H189ZM188 85V86H189ZM192 85V84H191ZM225 85V84H224ZM229 85V84H228ZM227 85V86H228ZM4 86V85H3ZM13 86V85H12ZM11 86V87H12ZM22 86H23V84H22ZM94 86V85H93ZM110 86H112L113 87V85H110ZM152 86V85H151ZM220 86H221V83H220ZM223 86V85H222ZM5 87V86H4ZM14 87H17V86H14ZM116 87V86H115ZM155 87V86H154ZM201 86H199V88H200ZM223 87H225V86H223ZM18 88H20V87H18ZM132 88H134L133 86H132ZM136 88V87H135ZM193 88V87H192ZM199 88H198V90H199ZM227 88V87H226ZM236 88H237V86H236ZM0 89V90H1ZM22 89V88H21ZM115 89H117V88H115ZM126 89H128V88H126ZM125 89V90H126ZM171 89H172V87H171ZM205 89V88H204ZM203 89V90H204ZM212 89V88H211ZM214 89V88H213ZM224 89V88H223ZM238 89L240 90H244L243 89V86H241L240 88H239V86H238ZM54 90H56V92L55 91H53L51 94H49L48 96H47V98L49 99V102L50 103H55V101L59 98V94L58 93H61V94H64V93H62V92H57L58 91V87H56V88H54ZM119 90V89H118ZM121 90V89H120ZM119 90V91H120ZM124 90V89H123ZM130 90V89H129ZM129 90H127V91H129ZM135 90H137V88L135 89ZM172 90H174V89H172ZM177 90V89H176ZM203 90H201V92L199 93L198 92V94H200V95H202L201 93H202V91ZM205 90H207V89H205ZM204 90V91H205ZM216 90V89H215ZM249 90V89H248ZM70 91V90H69ZM81 91V90H80ZM112 91V92H111ZM131 91V90H130ZM166 91V90H165ZM181 91V90H180ZM192 91H194L193 89H192ZM192 91H191V93H192ZM214 91V90H213ZM251 91V90H250ZM3 92V91H2ZM71 92V91H70ZM95 92V91H94ZM115 92V91H114ZM118 92V91H117ZM113 93V94H118V93ZM132 92V91H131ZM169 92V91H168ZM216 92V91H215ZM14 93V94H13ZM138 93H139V91H138ZM190 93V94H191ZM205 93V95L204 96H206V92H204ZM208 93H209V91H208ZM210 93H212V92H210ZM237 93V92H236ZM241 93H245V92H242L241 91ZM260 93H261V91H260ZM93 94H95V93H93ZM129 94H131V93H129ZM132 94H134V92H132ZM213 94V93H212ZM211 94V95H212ZM214 94H216V93H214ZM261 94H263V93H261ZM1 95H3V94H1ZM69 95V94H68ZM68 95L67 96H65V99L66 100H68ZM136 95V94H135ZM138 96H140V94H137ZM182 95V94H181ZM193 95V94H192ZM210 95V94H209ZM210 95V96H211ZM217 95V94H216ZM244 95H246V94H244ZM248 96H246L245 98L247 99L248 97H249V93L247 94ZM4 96H5V94H4ZM10 96V97H9ZM71 96V95H70ZM69 96V97H70ZM118 99H119V102H120V99L122 100V102H120V103H126V102H128V94H126V95H123V93H120V94H118ZM176 96H177V98H176ZM180 96V95H179ZM191 96V95H190ZM195 96V95H194ZM220 96V95H219ZM251 96H253V95H251ZM96 98H97V96H95ZM131 97V96H130ZM133 97H137V96H133ZM193 97V96H192ZM198 97H200V96H198ZM202 97V96H201ZM213 97H215V96H213ZM212 97V98H213ZM221 97V96H220ZM261 97H262V95H261ZM1 98V97H0ZM64 98V97H63ZM179 98V99H178ZM195 98V97H194ZM216 98V97H215ZM254 98V97H253ZM17 99V98H16ZM69 99H71V98H69ZM95 99V98H94ZM196 99V98H195ZM218 99H219V97H218ZM39 100V99H38ZM131 100V99H130ZM181 100V101H180ZM188 100V99H187ZM193 100V99H192ZM191 100V101H192ZM89 101V100H88ZM133 101V100H132ZM190 101V100H189ZM190 101V102H191ZM193 101H195V100H193ZM217 101V100H216ZM249 100L247 99V102H248ZM264 101V100H263ZM262 101V102H263ZM0 102L2 103V100H0ZM200 102V101H199ZM211 102V101H210ZM209 102V103H210ZM213 102V101H212ZM220 101H218L217 102V104L219 103ZM250 102V101H249ZM257 102V101H256ZM262 102L261 103H259V105H261L262 104ZM16 103V105L18 106V104ZM93 103V102H92ZM187 103V102H186ZM223 103V102H222ZM221 103V104H222ZM244 103V102H243ZM242 103V104H243ZM246 103V102H245ZM13 104V105H14ZM77 104V108L79 109V110H83L84 108H85V106H83L82 105V103L80 104V103H76ZM187 104H189V103H187ZM191 104V103H190ZM214 104V103H213ZM216 104V105H217ZM224 104H225V102H224ZM238 104H240V103H238ZM237 103H236V105L235 106H237L238 105ZM242 104L241 105H239V108H238V106H237V109H236V107L235 108H232V109H234V112L236 111V110H239L240 109V107H242L241 109H243L244 111H245V109L243 108V106H242ZM252 104V103H251ZM5 105H6V103H5ZM5 105H3V103H2V105H0V106H2L3 108H4V106ZM15 105V106H16ZM223 105V104H222ZM233 105H234V103H233ZM7 106V105H6ZM33 106V105H32ZM185 106H186V104H185ZM193 108H191V109H195L194 107H196V109L198 108V109H201V108H199L196 104L195 105H191ZM190 106V107H191ZM200 106V105H199ZM203 106V105H202ZM201 106V107H202ZM208 106V105H207ZM206 106V108H208ZM219 106H221L220 104H219ZM244 106H246L245 104H244ZM8 107V106H7ZM6 107V108H7ZM19 107V106H18ZM21 107H19L20 108V110H22L21 109ZM123 107V106H122ZM153 107H157V109L159 110L158 112H161L162 114H160L161 116L159 117L158 116V118H155V117H153V115L155 114V112H154V109H153ZM204 107H205V105H204ZM210 107H212V105L210 106ZM209 107V108H210ZM214 107H216V106H214ZM217 107H218V105H217ZM231 107H233V106H231ZM230 107V108H231ZM206 108L204 109V110H206ZM248 108V107H247ZM261 109H262V111H261V114H263V104H262V107H260ZM32 109V108H31ZM123 109H125V106L123 107ZM127 109V108H126ZM156 109V110H157ZM190 109V108H189ZM203 109V108H202ZM212 109V108H211ZM219 109V108H218ZM218 109H215V110H218ZM240 109V110H241ZM260 109V110H261ZM4 110H5V108H4ZM16 110V109H15ZM36 110V109H35ZM174 110H176L175 112H174ZM215 110H214V113H216L215 112ZM220 110V109H219ZM223 110V109H222ZM221 110V111H222ZM249 110V109H248ZM248 110H246L245 111V113L248 111ZM0 111H1V109H0ZM19 111V110H18ZM25 111V110H24ZM33 111H34V109H33ZM45 111H47V110H45ZM225 111V110H224ZM223 111V112H224ZM254 111V110H253ZM186 112H188V111H186ZM186 112H185V110H184V113L186 114ZM198 113H203L204 115H205V113H207V112H204V111H197ZM197 112H195V115H196V113ZM218 112V111H217ZM251 112V111H250ZM25 113V112H24ZM34 118H31L32 119V121H34V122H36V123H40V118L42 117L41 115H43L42 114V110H36V111H34ZM49 113V112H48ZM116 113V112H115ZM154 113V114H153ZM193 113V112H192ZM191 113V114H192ZM208 113H211L210 111L208 112ZM206 114V115H209V114ZM213 113V115L215 116L216 114H218V113H216V114H214ZM230 113H231V111H230ZM236 113V112H235ZM235 113H233V114H235ZM249 113V112H248ZM251 113H253V112H251ZM22 114V113H21ZM50 114V113H49ZM119 114H120V112H119ZM153 114V115H152ZM194 114V113H193ZM158 115V114H157ZM181 115V114H180ZM184 115V114H183ZM183 115H181V117L183 116ZM194 115V116H195ZM228 115V114H227ZM230 115V114H229ZM237 115H238V113H237ZM25 116V115H24ZM24 116H23V118H24ZM50 116V115H49ZM118 116H120V115H118ZM193 116V115H192ZM225 116V114H223V117ZM232 116V115H231ZM236 116V115H235ZM239 117H240V115H238ZM253 116V115H252ZM33 117V116H32ZM157 117V116H156ZM179 117V116H178ZM184 117L186 118L187 116H185L184 115ZM189 117V116H188ZM203 117V116H202ZM209 117V116H208ZM218 117H219V114H218ZM228 117V116H227ZM223 118V119H221V116H220V120L221 121H223L224 119V121L226 122V120L228 119V118ZM255 117H256V115H255ZM21 118H22V116H21ZM193 118V117H192ZM192 118H191V120H192ZM195 118H198V117H195ZM207 118V117H206ZM31 119H30V122H31ZM189 119V118H188ZM188 119H186V120H188ZM218 120H219V118H217ZM229 119H230V116H229ZM228 119V121L226 122V123H228V124H230V120H232V119H230L229 120ZM258 118H256V120H257ZM262 119V120H261ZM261 119L259 118V120H261V121H263V123L262 124H259V122H258V124L260 125V127L263 129V124H264V119L261 117ZM1 120V119H0ZM196 120V119H195ZM200 120V119H199ZM21 120H19L18 122H16L15 124L17 125L19 122H20ZM29 122L28 120H23L22 119V123H24V122ZM189 121H190V119H189ZM193 121V120H192ZM191 121V123H193V122H195V121H193L192 122ZM197 121V120H196ZM201 121V120H200ZM202 121H204V120H202ZM201 121V122H202ZM232 121H235V122H232V124L233 123H236V127H235V125H234V127H235V129H238L237 127H239V126H237V122H238V125H240L241 126V122H240V124H239V121H237V120H232ZM237 121V122H236ZM1 122H2V120H1ZM20 122V123H21ZM33 122V123H34ZM92 122V121H91ZM89 123L88 124V121L85 119V120H83V118L82 117H79L78 118V120H76V125H81V126H83L84 127V125H85V128H86V126L87 127H92L93 126V128H94V126H96V125H94V122H93V124L92 123ZM204 122H206V121H204ZM204 122H202V123H204ZM210 122H212V121H210ZM220 122V121H219ZM19 123V124H20ZM21 123V124H22ZM190 123V122H189ZM189 123H187L188 125H189ZM191 123H190V125H191ZM196 123V122H195ZM197 123H198V121H197ZM209 123V122H208ZM223 123V122H222ZM261 123V122H260ZM21 124L19 125V127H21ZM92 124V125H91ZM183 124V125H182ZM205 124V123H204ZM207 124V123H206ZM232 124H230L231 126H233ZM9 125V124H8ZM6 126V128H8L9 126ZM11 125V124H10ZM12 125H14V124H12ZM15 125V126H16ZM91 125V126H90ZM201 126V124L199 123V124H197L196 126ZM229 125V126H230ZM263 125V126H262ZM97 126H100V125H97ZM96 126V127H97ZM109 126V125H108ZM111 126V125H110ZM212 126H213V124H212ZM212 126H211V128H212ZM219 126H221V125H219ZM226 126H228V125H226ZM17 127H18V125H17ZM54 127V126H53ZM107 127V126H106ZM114 127V126H113ZM193 127H194V123H193ZM242 127V126H241ZM259 127V126H258ZM22 128V127H21ZM51 128V127H50ZM109 128H112V127H108V129ZM188 128V127H187ZM190 128V127H189ZM197 128V127H196ZM202 128H204L203 126H201V129ZM205 128H209V126L208 127H205ZM204 128V129H205ZM215 128V127H214ZM245 128V127H244ZM4 129H5V127H4ZM43 130H44V135H45V138H46V140H48V142H47V144H46V146L45 145H43V147L45 146V148L47 149V145H49L48 146V148H49V150H51L52 149V145L53 144H55V145H59L60 147H62L63 148V150H62V148H61V153L60 154H58V156L56 155V158L52 155V153L51 154H49L48 155V152H47V157H49V156H53V158L54 159H56L55 160V162L53 163V162H51V161H49L48 159H47V157L45 158V159H47L49 162L48 163H53V169L51 170L50 169V167H48V172L50 173V176H46L47 178H48V180H47V178H46V180L48 181L47 183L44 181L45 179H43L42 181H44L45 183H46V185H45V189L47 188V192L51 195V197L53 198V200L55 201V202H57L59 205H62V203H63V201L64 200H62V198L63 199H65V197H67L66 195H72L73 193H76V194H78L79 196H82V197H89V198H94V199H96V198H98L99 196H100V192H99V187L100 188H102V189H109L108 187H110L111 185H115V183H116V181L114 180H112V182H110V181H108L110 184V186H108L107 188L106 187H102L101 185L102 184H104V183H102L100 186H98V185H96L95 183H96V181L95 182H93V181H91V178H90V181L92 182H90L91 184H93L94 183V186L92 185V187H96V186H98V187H96L95 189H99L98 191L97 190H93L92 189V187L90 186V183H88L89 184V186H84V182L83 183H81V184H83V190H77V189H68V186L70 185V183L69 182H64L63 180H64V177H62L61 179H59V178H57L56 176H55V174L56 173H58L57 175H59V173H60V175H65V171L66 170H68V171H70L69 170V167H70V165L68 164V163H70L72 160H71V156H72V152H71V148H72V143L70 142V137H69V134H70V130H68L67 129V132H65V135H66V133H68V135L67 136H65L64 135V133L62 134L63 136H62V138L60 139V137H59V135H54L52 132H50V131H48L47 130V127L45 126V128H42ZM88 129H90V128H88ZM95 130H93V131H96L95 132V134L96 135H101V136H104V141H106V142H109V140H114V139H110L111 138V134H112V132H111V130H108V129H105V130H107V132H105V131H103V130H101V129H98V127L97 128H94ZM104 129V128H103ZM198 129V128H197ZM216 129H217V127H216ZM220 129V128H219ZM227 129V128H226ZM0 130H2L1 128H0ZM7 129H5L4 131H5V133H7V131H6ZM53 130V129H52ZM210 130V129H209ZM208 130V131H209ZM221 130V129H220ZM220 130H218V131H220ZM54 131V130H53ZM56 131V130H55ZM61 131V130H60ZM203 131V130H202ZM212 131V130H211ZM211 131H209L210 132V134L211 135H213L212 133H211ZM217 131V130H216ZM217 131V132H218ZM223 131V130H222ZM230 131V130H229ZM236 131V130H235ZM249 131V130H248ZM253 132L252 133H254V135L256 136V134H257V132H256V130H252ZM258 131V130H257ZM2 132H3V130H2ZM10 132H12L11 130H10ZM15 133L17 132V129H16V131H14ZM14 132H12V133H14ZM18 132L19 133H16L15 134V136H11L10 138H11V140H12V138L14 139H16V138H24V140H34L35 138L32 136V133H28V132H21V130L19 131L18 130ZM62 132H64V131H62ZM215 132V131H214ZM232 132V131H231ZM251 132V131H250ZM255 132H256V134H255ZM0 133H1V131H0ZM4 133V134H5ZM3 133L0 135V143L1 142H7V144L8 143H10V139H8L7 137H6V135H10L11 133H9V131H8V134H5L4 135ZM36 134H39V133H36ZM204 134H205V130H204ZM210 134H207V135H210ZM231 134V133H230ZM229 134V135H230ZM2 135H4V137L2 136ZM12 135V134H11ZM21 135H23V136H21ZM126 135H129V134H126ZM216 135V134H215ZM228 135V136H229ZM251 135H253V134H251ZM251 135H247V136H250L251 137ZM253 135V136H254ZM34 136H36L35 134H34ZM112 136H113V134H112ZM129 136H131L130 138L131 139H133V137H132V135H129ZM128 136V137H129ZM236 136H238L237 135V133H236ZM254 136V137H255ZM258 136V139H260L261 138V136L259 137V135H257ZM39 137L40 138H44L43 136H40L39 135ZM64 137H66V138H64ZM110 137V138H109ZM139 137V136H138ZM138 137L136 138L138 141H140V143L141 142H143V144H144V146L142 145V148H144V151H154V149H155V145L154 144H152V146H151V142L150 141H148V140H143V138H139L138 139ZM254 137H251V138H253V139H255ZM264 137V136H263ZM262 137V139L264 140V138ZM37 138H38V136H37ZM64 138V139H63ZM115 138V137H114ZM135 138V137H134ZM240 139H242V140H245L244 139V136L241 138V137H239ZM257 138V137H256ZM102 139V140H103ZM109 139V140H108ZM215 139H218V140H215ZM228 139H229V137H228ZM249 139V138H248ZM6 140V141H5ZM36 140V139H35ZM108 140V141H107ZM134 140V139H133ZM257 140V139H256ZM20 141V140H19ZM62 141V142H61ZM249 142H250V140H248ZM262 141V140H261ZM13 142V141H12ZM112 142H115V141H112ZM149 144H148V143ZM263 142V141H262ZM101 143V142H100ZM109 143H111V142H109ZM251 143V142H250ZM253 143H255V142H253L252 141V144ZM188 144V143H187ZM2 143L0 144V148H2ZM3 145H5L4 146V148L6 147V144H3ZM10 145V144H9ZM32 145V144H31ZM27 146V148H30V147H32V146ZM100 145L101 144H99L98 145V143L96 144H90V145H87L84 149H85V151H86V153L87 154H85L86 156H89V155H97V154H102V155H105V156H107V157H109L110 159H112V160H114V162H113V165H114V163L115 164H117L116 163V161H117V159H120V157H122V156H119V153H116L114 150H112L111 149V146L110 147H108L107 148V146H106V144L104 145V144H102V145H104V146H101L100 147ZM110 145V144H109ZM205 145V144H204ZM255 145V144H254ZM11 146V145H10ZM10 146H8V148L7 149H9V147ZM59 146H57L56 147V149H58V148H60ZM106 146V147H105ZM113 146H115V145H113ZM159 147H160V145H158ZM158 146H156L157 148H158ZM162 146V145H161ZM197 146V145H196ZM253 146V145H252ZM84 147V146H83ZM11 148V147H10ZM26 148V149H27ZM201 148V147H200ZM6 149V150H7ZM45 149V150H46ZM116 149V148H115ZM120 149V148H119ZM160 149V148H159ZM162 149V148H161ZM190 149V148H189ZM1 150H3V149H1ZM20 150V149H19ZM48 150V149H47ZM60 150V149H59ZM118 149H116V151H117ZM122 150V149H121ZM140 150H142V149H140ZM15 151H16V149H15ZM15 151H12V153L13 152H15ZM18 151V150H17ZM43 151H44V149H43ZM43 151H42V157H43ZM54 151V149H52L50 152H53ZM125 151V150H124ZM143 151V150H142ZM144 151H143V153H144ZM160 151V150H159ZM162 151V150H161ZM186 151V150H185ZM260 151H262V150H260ZM2 152V151H1ZM0 152V153H1ZM45 152V151H44ZM49 152V153H50ZM55 152H58L57 150L55 151ZM54 152V154H56ZM122 152V151H121ZM121 152H120V154H121ZM126 152V151H125ZM128 152V151H127ZM131 153H132V150L130 151ZM135 152V151H134ZM253 152V153H252ZM2 153H4V152H2ZM85 153V152H84ZM189 153V152H188ZM15 154V153H14ZM118 154V155H117ZM125 154V153H124ZM130 154V153H129ZM159 154V153H158ZM261 154V153H260ZM6 155V154H5ZM13 154H11V156H12ZM17 154H15V156H16ZM19 155H21V154H19ZM18 155V156H19ZM28 155V154H27ZM27 155H26V157H27ZM128 155V154H127ZM160 155V154H159ZM196 155V156H195ZM195 155H191V156H189L190 157V159L193 157L194 158V156L195 157H197V154H195ZM14 156V155H13ZM22 156H23V154H22ZM45 156H46V154H45ZM51 156V157H52ZM129 156V155H128ZM218 156H220V155H218ZM261 156H262V154H261ZM5 157V156H4ZM10 157V156H9ZM7 158V157H5V158H7V159H12V157H10V158ZM25 157V156H24ZM25 157V158H26ZM51 157H50V159H51ZM125 157V156H124ZM127 157V156H126ZM131 157V156H130ZM132 157H133V155H132ZM141 157V156H140ZM140 157H138L139 159H140ZM260 157V156H259ZM264 157V156H263ZM0 158H2V155L0 154ZM5 158H3V160L5 159ZM23 158V157H22ZM135 158V157H134ZM184 157H182V159H183ZM221 157H217V155H210V156H205V158L203 157V159H205V161H204V163H200L201 165L199 166V169H200V172L199 173H196L194 170H193V168H194V166H198L199 165V163L197 162V165L196 164H194V166H192V165H188V166H183L184 168H183V171H186V172H188V173H186L187 175V178H188V176L189 175H191L190 177L192 178L193 177V179H195V181L194 182H192V186H195V185H199V181L200 182H204V183H206L204 180L202 181L201 179L202 178H204V175H205V172L207 171V170H212V169H215V166L216 165H220V164H222V167L223 166H225V168H227L228 169V171H230L229 170V168L228 167H231L232 168V166H229L228 164L226 165V163L224 164V163H222V159H220ZM227 158V157H226ZM262 158V157H261ZM7 159H5V160H7ZM20 159V158H19ZM29 158H27L26 160H28ZM72 159H74V157H72ZM83 160L81 161V165L84 163V161L86 162V157L85 158H82ZM182 159H181V162H182ZM1 161H2V159H0ZM5 160H4V163H6L7 164V161L5 162ZM8 160V161H9ZM21 160V159H20ZM20 160H18V161H20ZM25 160V161H26ZM71 160V161H70ZM143 160V159H142ZM153 160V159H152ZM151 160V161H152ZM202 160V159H201ZM254 160V159H253ZM0 161V162H1ZM12 162H13V160H11ZM22 161V160H21ZM29 161V160H28ZM46 161V160H45ZM129 161V160H128ZM146 161V160H145ZM149 161H150V159H149ZM149 162V164H148V166H153L161 175H163V176H166V177H168V179H169V181H170V185H168V188H169V186H171V188L173 189V186H172V184H173V181H175V177L173 178V176L174 175H179L180 176V174H178V173H173V171H174V168H172V167H174V166H176V165H174V166H172L171 164H174V163H176V162H172L169 158H167L166 156H163V157H160V158H157V160H156V158H155V160H153L152 162ZM180 161V160H179ZM203 161V160H202ZM34 162V161H33ZM127 162V161H126ZM133 162L134 163H136L134 160H133ZM169 162L171 163L170 164V166H167V163L169 164ZM199 162H201L200 160H199ZM259 162V161H258ZM2 163V162H1ZM11 163V162H10ZM22 163V162H21ZM143 163V162H142ZM216 163V164H215ZM262 163H264V160H263V162ZM18 165H16V166H18V167H23L24 165H25V163H23V166L21 165V166H19V162L17 163ZM36 164V166H38V167H40V165H38L37 163H35ZM46 164H47V161H46ZM65 164L67 165H69V166H65ZM124 164V163H123ZM126 164H128V166L126 167V166H123V167H126L125 169H123V170H126L127 168L130 170V172L132 173L134 170H138L140 167H142V168H145L144 166H139V168L138 167H135V166H133V167H131L130 166V164H129V162H127ZM139 164V163H138ZM224 164V165H223ZM238 164V163H237ZM248 164V165H247ZM255 164V163H254ZM254 164H252V165H254ZM256 164H257V162H256ZM255 164V165H256ZM5 164H3V166H4ZM45 165V164H44ZM44 165H43V170H44ZM111 165V164H110ZM131 165H133V163L131 162ZM135 165V164H134ZM147 165V164H146ZM145 165V166H146ZM177 165H178V163H177ZM251 164H250V166H252ZM254 165V166H255ZM264 165V164H263ZM6 166L7 165H5V167L4 168H6ZM8 166H10V165H8ZM15 166V167H16ZM32 166V167H31ZM35 166V165H34ZM42 166V165H41ZM46 166H49V164H47ZM51 166V165H50ZM66 168H68V169H64L65 167ZM77 166V165H76ZM76 166H74L73 165V167L72 168H74V167H76ZM138 166V165H137ZM227 166V167H226ZM258 165H256V167H257ZM1 167H2V165H1ZM0 167V168H1ZM10 167H12V165L10 166ZM17 167V168H18ZM25 167H26V165H25ZM29 167H31L30 169H29ZM62 167H64L63 169L65 170V171H63V169H62ZM119 167V166H118ZM171 167V168H170ZM4 168H2V173H3V170H4ZM13 168V167H12ZM107 169V167H104V169ZM142 168H141V172H142ZM230 168V169H231ZM260 168V167H259ZM28 171L29 170H31V169H33V165H31L30 164V166H28V168H26ZM36 169V168H35ZM77 168H74V172H77L78 173V171L76 170ZM79 169V168H78ZM104 169H102V170H104ZM105 169V171L108 173V170H106ZM115 169V168H114ZM146 169V168H145ZM148 169V168H147ZM146 169V170H147ZM261 170H263L264 168L263 167H261L260 168ZM1 170V169H0ZM6 170V169H5ZM13 169H11V172H13V171H15L16 170V168H15V170H13ZM17 170H19V169H17ZM22 170V169H21ZM20 170V171H21ZM42 170V171H43ZM46 170V169H45ZM44 170V172L43 173H45L46 171ZM76 170V171H75ZM80 170V169H79ZM99 170H101V168H99ZM140 170V169H139ZM166 170H168V171H171L172 173H170V172H168V173H166L165 171ZM256 170H258V169H256ZM7 171H10L9 169L7 170ZM7 171H4V173H7ZM35 171V170H34ZM67 171V172H68ZM98 171V170H97ZM96 171V172H97ZM115 171L117 172V174L118 175H124V176H128L129 175V173L130 172H128V173H124L125 171H123L122 172V170L120 171V170H118L117 168L115 169ZM115 171H113V173H115ZM216 171V170H215ZM225 171V170H224ZM16 172V171H15ZM38 173L39 172H41V170H39V171H37ZM208 172V171H207ZM214 172V171H213ZM226 172V171H225ZM224 172V173H225ZM234 172V174H235V177L234 176H231L230 175V178L229 179H231L232 180V178L231 177H234L233 178V181L235 182V184L236 185H239L241 188L242 187H247V186H249L250 184H252V181H250V182H247V181H245L239 174H237L235 171H233ZM3 173V175L5 176V177H2L1 175H0V235H2V236H4V237H8V236H14V235H20L21 233H20V231H21V229H23L25 226H27V229H28V231H29V235H31V231H30V229L31 228H37L38 229V233H40V235H42V236H45V237H49V238H51L52 240H49L48 241V246H44V244H42V241H37V240H34V241H31V242H27V240L25 239V238H23L24 239V241L26 242V243H24V244H26L27 245V247L28 248H30V250H32V251H34L35 253H38V254H43V257H44V254L45 253H47L48 254V256H52V257H55V258H57V260L59 259V260H61V261H65L67 258H72L73 257V254L74 253H77L78 252V250H76V249H70L69 247H70V241H76V242H78L79 241V237H78V235L80 234L81 236H86L88 239L85 241V243H83V244H81V245H79V249H80V253H83V254H87V255H90V264H102L101 262H99V261H97V257L96 256H99L100 254H102V253H112V256H109L108 257V259H110V261H111V264H148L150 261H152L153 262V264H166V262L167 261H169V260H176V261H179V263L180 264H245L244 263V261H243V259L242 258H244L243 256L245 255L244 254V252L242 251L243 249H241L240 247L242 246L241 244H240V246H239V243L241 242V243H243V241H246L244 238L243 239H241L240 238V240L239 239H237V240H235L234 238L236 237H234V233H233V229H231V228H227L226 227V225L224 224V222H227V220H228V218L231 216V213L235 210L234 208H235V205L233 206V204H231V201H230V204L231 205H228L227 203L226 204H222V202H220L221 203V205L220 206H218L219 207V216H217V217H219V220L216 222V223H223L224 224V226L226 227V229H224L223 227H221L220 226V228H223L224 230H226V232L228 231V235L230 236V237H232L233 239L232 240H230V238H229V240L232 242V243H230V244H227L226 245V243H225V245H223V246H226V247H222V246H218V245H215L214 244V240H217V241H222V240H224L223 238H222V236L219 238V237H216L217 235H215V236H213V235H210L209 234V228H211V229H213L212 227H213V223H215V221L214 220H204L203 219V221H201V222H206L205 224H207V226H209V228L206 226H204V229L203 228H201L202 230H206L205 232H204V234L202 235V234H200L199 232H197L196 230H193L192 232L190 231V228H187V229H189V231L184 227L183 229H186L188 232L187 233H189V232H191V234H192V237L190 236L189 238H195L196 240H197V244L196 243H194V241L193 242H189V243H192V245L194 246V244H195V246H196V248H197V250L201 253L202 252V254L203 255H208V256H210L211 257V259H210V262H206V260L205 259H203L204 260V262L202 261V262H197V261H194L193 259H192V255L194 254V250L196 249H194L192 252L189 250V251H183V250H179V249H177V247H174V246H171L170 244H168V243H166L167 241H169L170 240V236H172L174 239L173 240H176L175 239V236L174 235H170L169 234V237L168 236H165V239H168L167 241H163L164 240V238H162L163 240H161V239H158V238H156L155 236H154V234L156 233V236H157V234L160 236V235H163L164 233H166V235H168V232H171L172 233V226H174L173 227V229H175L176 227H175V225L176 224H174V225H171L170 223H171V221L170 220H175V218H172V217H175V216H177V211L179 210V209H181V208H183L184 207V205L187 203V202H189L190 203V206H195V205H193L190 201L193 199H191V200H189L187 197L185 198V197H183L182 196V198L183 199H181L180 197L181 196H179L180 195V193H179V195H175L174 193H170L171 192V190L172 189H170V192H166V194H164V195H166V197H163V196H161V197H157V198H152V193L149 195V193H148V195L146 194V193H143V199L145 200V205H140V210L138 211L139 213H141V214H143V212L146 210V208L147 207H149V206H155V207H158L159 208V210L161 209H163L162 210V212L164 213V214H162V212H161V216L159 215V217L158 216H156V214L157 213H155V215H151L150 216V221L151 222H153V226L151 227V226H149V225H147V226H149V227H145L146 225H144V227H145V229L142 227V223H140L141 224V227L143 228V230L142 229H140V230H138L137 232L138 233H135L136 231H135V229H138V228H135L134 226L135 225H137L136 223H135V221L133 222V223H131L130 222V224L132 225H134V226H131L133 229H131L130 228V226L128 225V227H126V228H124L123 230H126L127 228H129L128 229V232H127V230L124 232V231H119V230H117L118 228H116V229H112V228H108V227H103V226H96V225H94L93 224V222H91L90 220H91V218H92V215L93 216H95L94 214H95V212L93 213V214H90V213H88V215L89 216H91V218L90 219H88V220H86V221H83L84 219H82V223H77V221H76V219H77V217H78V215H79V211L77 212V210H74V209H72V208H70V209H66V208H63V207H58V208H53V210L54 211H48V209L47 208H44V207H42L40 204H38V198H37V196H39L40 194H42L43 193V190H42V188L41 187H34L33 185H35L34 183H32L31 184V182H33V181H31V182H28L25 178H23L20 174H18L19 173V171H18V173H10V174H8V176L6 175V174H4ZM30 173V172H29ZM32 173H34V172H32ZM32 173H30V174H32ZM36 173V172H35ZM49 173H45V175H48ZM81 173V172H80ZM79 173V174H80ZM98 173V172H97ZM97 173H95L96 175H98V176H101V175H99V174H97ZM101 173V172H100ZM103 173V172H102ZM101 173V174H102ZM111 173H112V171H111ZM219 173H223V171L221 172H219ZM230 174H232L231 173V171L229 172ZM41 174H42V172L39 174V178H40V176H41ZM70 174V173H69ZM74 174V173H73ZM92 174H94V172L92 173ZM92 174H90V175H92ZM109 174V173H108ZM189 174V175H188ZM213 174H215V173H213ZM217 174V173H216ZM215 174V175H216ZM262 174V173H261ZM35 175V174H34ZM44 175V174H43ZM44 175V176H45ZM84 175V174H83ZM115 175V174H114ZM233 175V174H232ZM250 176H252L251 174H249ZM254 175V174H253ZM32 176V178L34 179V176L33 175H31ZM36 176V175H35ZM72 176V175H71ZM76 176H78V178H80L79 177V175L77 174H75V176L74 177H76ZM97 176V177H98ZM112 176H113V174H112ZM185 176V177H186ZM43 176H41V178H42ZM61 177V176H60ZM67 177V176H66ZM70 177V176H69ZM69 177H67L68 178V181H70L71 182V180L69 179ZM73 177V178H74ZM81 177H82V173H81ZM84 177V176H83ZM86 177V176H85ZM88 177V176H87ZM86 177V178H87ZM92 178H95V176L93 177V175L91 176ZM97 177H96V179H97ZM107 178L109 177L108 175L106 176ZM144 177V176H143ZM185 177H181V179H185ZM255 176H252V178H254ZM264 177V176H263ZM27 178V177H26ZM67 178H66V181H67ZM85 178V179H86ZM103 178V177H102ZM106 178V179H107ZM150 178V177H149ZM165 178V177H164ZM261 178V177H260ZM29 179H30V176H29ZM28 179V180H29ZM75 179V178H74ZM83 179V178H82ZM85 179H84V181H85ZM88 179V178H87ZM100 179V178H99ZM99 179L97 180V184H99L98 182H100L99 181ZM109 179V178H108ZM179 179H180V177H179ZM183 179V180H184ZM190 179V178H189ZM228 180V178L226 179V178H224L223 176H220V174L219 175H217V176H215V177H213V178H209L208 179V186L210 185L214 190H215V192H217L218 190H216V189H219L220 188V186H221V183H220V180ZM255 179H257V177L255 178ZM6 180H8V181H10V183L11 184H13V185H15L16 187H18L22 192H28V191H30V194H29V196H30V198H29V201L27 200V201H22V200H20V201H15L14 203H13V205H12V208H14V210H13V212L11 213V214H6L7 212H6V210H4L2 207H1V204H2V202H4V201H7L6 199H8V197H9V193H7V191L8 190H6V188H5V186H3V184H4V182L6 181ZM32 180V179H31ZM37 180V178H35V183L36 182H38V181H36ZM41 180V179H40ZM80 180V179H79ZM78 179H77V182L79 181ZM118 180V179H117ZM150 180H152V179H150ZM178 180V179H177ZM207 180V179H206ZM223 180V181H224ZM253 180V179H252ZM258 180V179H257ZM264 180V179H263ZM73 181V180H72ZM87 181V180H86ZM104 181V180H103ZM144 181V180H143ZM180 181V180H179ZM178 181V184L180 183ZM259 182H260V180H258ZM257 181V182H258ZM262 181V180H261ZM80 182H82L81 180H80ZM87 182H89V181H87ZM87 182H86V184H87ZM123 182V181H122ZM142 182V181H141ZM188 181L186 180V182H181L182 184H183V186H185V184L187 183ZM247 182V183H246ZM254 183H256L255 181H253ZM264 181H262L261 183H263ZM39 183V182H38ZM38 183L36 184V185H38ZM69 183V184H68ZM72 183H74V184H76V182L74 181V182H72ZM79 183V182H78ZM105 183H107V182H105ZM119 183V182H118ZM158 183V182H157ZM174 183H176V182H174ZM198 183V184H197ZM250 183V184H249ZM87 184V185H88ZM124 184V183H123ZM122 184V185H123ZM72 185V184H71ZM96 185V186H95ZM159 185V184H158ZM174 185V184H173ZM176 186H177V184H175ZM180 185V184H179ZM188 185H189V183H187L186 184V186H185V188L187 187L188 188ZM256 185V184H255ZM254 185V186H255ZM264 185V184H263ZM77 186L78 187H80L78 184H77ZM103 186H106V184L105 185H103ZM116 186V185H115ZM123 186H125V185H123ZM123 186H122V188H123ZM134 186H136L135 184L134 185H131L130 186V188L131 187H134ZM190 186V185H189ZM75 187V186H74ZM126 187V186H125ZM125 187H124V189L122 190V191H120L119 192V190H118V192L119 193H117V194H119V196H120V193L121 194H123L124 192V190H127V189H125ZM150 187V186H149ZM182 186L180 185V188H181ZM191 187V186H190ZM210 187V188H211ZM253 187V185L251 186V188ZM256 187V186H255ZM111 188H112V186H111ZM114 188V187H113ZM115 188H121V187H115ZM114 188V189H115ZM121 188V189H122ZM128 188V187H127ZM129 188V189H130ZM136 188V187H135ZM148 188V187H147ZM150 188H152V187H150ZM177 188H179L178 186H177ZM179 188V191L182 189H180ZM250 188V187H249ZM264 188V187H263ZM45 189H44V191H45ZM128 189V190H129ZM153 189V188H152ZM190 189H192V190H194L193 188H188V192H189V190ZM240 189V188H239ZM113 190V189H112ZM135 190V189H134ZM174 190V189H173ZM175 190H176V188H175ZM251 190V189H250ZM257 190V189H256ZM256 190H255V192H256ZM80 191V192H79ZM100 191H102V190H100ZM104 191V190H103ZM116 191V190H115ZM130 191V190H129ZM128 191V192H129ZM176 191H178V190H176ZM184 191H186V190H184ZM107 192H108V190H107ZM110 192H111V190H110ZM126 192V191H125ZM175 192V191H174ZM181 192V191H180ZM188 192H186V194H184V195H186V196H188L189 195V197L191 196V195H193V194H188ZM236 192V191H235ZM257 192H258V190H257ZM257 192L256 193H254V192H252V194L254 195L252 198H250V199H248V200H246L245 198H243L244 200H241L242 199V195H241V193L239 194L240 195V199L237 197V203L236 204H238V205H241V204H239V202H240V200H241V202H243L244 201V203L248 206V207H250L251 209H253L252 207H255V209L254 210H256V207L258 206V209L260 208L259 206L261 205V203H262V201L264 200V196H262V195H260V196H258V194H257ZM64 193H67V194H65V197H64V195L61 197V195L62 194H64ZM69 193V194H68ZM85 193V196H83V194ZM114 193V196H117L115 193L116 192H113ZM165 193V192H164ZM190 193H191V190H190ZM212 193H214V191L212 192ZM218 194V198H222V195H220L219 194V192H217ZM125 195L126 194H128V193H124ZM123 194V195H124ZM130 194V193H129ZM153 194H154V191H153ZM183 194V193H182ZM181 194V195H182ZM216 194V193H215ZM226 194V193H225ZM56 195H57V197L59 198V196L61 197V198H59V199H57V197H56ZM70 195V196H71ZM123 195H121L122 197H125V195L123 196ZM197 195V194H196ZM230 195H233V194H230ZM229 194H228V196H229V198H227L228 200L230 199V197H234V196H230ZM239 195H237V196H239ZM263 195H264V193H263ZM76 196V195H75ZM120 196V197H121ZM154 196V195H153ZM160 196V195H159ZM194 196V195H193ZM198 196V195H197ZM196 196V197H197ZM219 196H221V197H219ZM111 197H113V196H110L109 198H111ZM121 197V199L120 198H118V196H117V198L115 197H113L114 199H116V203H117V205L116 206H118V205H121V206H125L126 205V203H125V199H123ZM192 197V196H191ZM203 197H205V195L204 196H202V198ZM226 197H227V195H226ZM226 197H224L223 196V200L222 201H224L225 200V198ZM165 198H168V199H172L174 202H175V205H174V207H172V208H169V207H165V204L163 203V201H164V199ZM181 199V201L180 202H183V204H179L177 201H178V199ZM199 199L201 198L200 197V195H199V197H198ZM215 196L212 198V199H214L215 200ZM217 198V199H218ZM231 198V199H232ZM75 199V198H74ZM73 199V200H74ZM76 199H77V197H76ZM82 199V198H81ZM80 199V200H81ZM199 199H196V200H199ZM205 199L207 200V198L205 197ZM204 198L203 199H200V202L202 201V200H204V201H206ZM210 199H211V197H210ZM210 199H208V202H210L211 200ZM230 199V200H231ZM235 199V197L232 199V200H234ZM72 200V199H71ZM85 200V199H84ZM83 200V201H84ZM182 200H184V201H182ZM210 200V201H209ZM65 201H67L66 203H68V200H65ZM82 201V202H83ZM109 201H110V199H109ZM108 201V202H109ZM112 201H113V199H112ZM111 201V202H112ZM202 202L201 204L203 205V203L205 204V202ZM213 201V200H212ZM212 201H211V203H212ZM226 201V200H225ZM236 201V200H235ZM114 202H115V200H114ZM113 202V203H114ZM184 202H185V204H184ZM192 202H194V201H192ZM207 202V201H206ZM233 202V201H232ZM65 203V202H64ZM112 203V208L115 206L114 204ZM198 203H199V201H198ZM197 203V204H198ZM215 203H217L216 201H215ZM214 202H213V205L215 204ZM219 202H218V205L220 204ZM77 204V203H76ZM83 204V203H82ZM95 203H93L92 205H94ZM111 204V203H110ZM109 204V205H110ZM243 204V203H242ZM245 204H243V205H245ZM31 205H34V207L36 208V209H38L37 207L39 206L40 208L38 209V210H42V212L43 213H41L40 215H41V217H40V215L34 210L35 208H33V207H31ZM36 205H37V207H36ZM84 205V204H83ZM82 205V206H83ZM85 205H89L88 203L86 204V201H85ZM91 205V204H90ZM92 205H91V207H92ZM108 205V206H109ZM27 206H29V208H31L32 209V211H35V213H37L38 215H36V214H32V217H30V219L27 217V215H31L30 213L28 214L27 212H28V210L27 211H25V209H23V208H26ZM102 206V205H101ZM100 206V207H101ZM106 206V205H105ZM108 206H107V208H108ZM115 206V207H116ZM201 206V205H200ZM211 205L209 204V206L206 204L205 206H202V207H196V209H198V210H201L202 208L203 209H206V210H210L209 209V207H210ZM214 206H216V205H214ZM214 206H212V207H214ZM93 207H95V206H93ZM92 207V209H94ZM99 207V204H98V206H96V209ZM142 207V208H141ZM218 207H214V208H216V209H218ZM237 207V206H236ZM102 208H104L105 209V207H102ZM118 208V207H117ZM119 208H121V207H119ZM211 208V207H210ZM23 209V210H22ZM31 209L29 210L30 212H31ZM111 209V208H110ZM109 209V210H110ZM114 209V208H113ZM112 209V210H113ZM157 209V208H156ZM212 209V208H211ZM40 210V211H41ZM108 210V209H107ZM108 210V211H109ZM112 210H110L111 212H112ZM122 210V209H121ZM158 210V209H157ZM253 210V211H254ZM263 210V209H262ZM25 211V212H24ZM87 210L85 209L84 210V208L82 209V211H80V212H84L83 214H85V212H86ZM90 212H91V210H89ZM98 211V209L96 210V213L97 214H99V212H97ZM114 211H116V209L114 210ZM117 211H118V209H117ZM137 211V210H136ZM100 212H101V210H100ZM106 211H104V213H105ZM118 212H120V211H118ZM157 212H159V211H157ZM216 212H218V211H216ZM261 212V211H260ZM27 213V214H26ZM48 213L50 214V215H48ZM92 213V212H91ZM104 213H102V214H104ZM113 213V212H112ZM115 213H117V212H115ZM83 214H81L80 215V217H82L83 216ZM107 214L109 215V213L107 212ZM111 214V213H110ZM140 214V215H141ZM160 214V213H159ZM33 215L35 216H37V219L40 217L41 219V221H39V219L38 220H35V219H33ZM86 215H87V213H86ZM86 215H84V216H86ZM136 215V214H135ZM245 215V214H244ZM35 216V217H36ZM72 216H75L74 218L72 217ZM99 216V215H98ZM43 217V218H42ZM106 217V216H105ZM138 217V216H137ZM243 217V216H242ZM240 218L239 216H238V218H235L234 219V222H233V224H234V226H240L241 224H243L244 222H246V223H251L250 225H252L253 223H252V220L253 221H256V219L255 218H251V216L248 214V215H245L243 218ZM257 217V216H256ZM5 219V222L4 223H1V219ZM32 218V219H31ZM88 218V217H87ZM134 218V217H133ZM133 218H130L131 220L133 219ZM136 218V217H135ZM169 218H170V220H169ZM172 218V219H171ZM263 218H264V216H263ZM262 218V221L264 220ZM100 219V218H99ZM102 219V218H101ZM255 219V220H254ZM258 219V218H257ZM130 220V221H131ZM80 221V220H79ZM94 221H96V220H94ZM103 221V220H102ZM128 221V220H127ZM168 221H170V223L168 222ZM223 221V222H222ZM150 222V223H151ZM176 221H174V223H175ZM258 222H260V220L258 221ZM258 222H257V224H258ZM96 223H97V221H96ZM144 223V222H143ZM148 223V222H147ZM149 223V224H150ZM172 223H173V221H172ZM203 223V224H204ZM211 223V224H210ZM263 223V226H264V222H262ZM178 224V223H177ZM202 224V225H203ZM208 224H210V225H208ZM126 225V224H125ZM139 225V224H138ZM217 225V224H216ZM259 225H261V224H259ZM119 226V225H118ZM198 226H201L200 225V223H199V225ZM212 226V227H211ZM179 227H180V225H179ZM177 228L176 230H180L181 228ZM195 227H196V225H195ZM217 226H215V229H217L216 228ZM122 228H123V226H122ZM199 228V227H198ZM197 228V229H198ZM206 228V229H205ZM36 229V230H37ZM120 229H121V226H120ZM132 230L133 232H131L130 233V231L129 230ZM192 229H193V227H192ZM196 229V228H195ZM228 229V230H227ZM65 230H67L68 231V233H69V231H71L70 232V235H68V236H66L67 237V240L66 239H64L61 235H62V233H64L65 232ZM171 230V231H170ZM220 230H222V229H220ZM262 230V229H261ZM40 231V232H39ZM66 231V232H67ZM119 231V232H118ZM144 231V232H143ZM174 231V230H173ZM184 231V230H183ZM213 231V230H212ZM236 231V230H235ZM143 232V233H142ZM175 232V231H174ZM180 232V231H179ZM215 232H216V230H215ZM221 232V231H220ZM223 232V231H222ZM176 233H178L177 231H176ZM201 233H202V231H201ZM252 233H255L256 234V236H253V238L251 237V238H249L248 239V243L249 242H251L252 244H253V246H251V247H249V248H247V249H249L250 251H251V249L254 251V258H253V264H261V263H264V243H263V241H262V238H260V236L256 233V232H252ZM252 233H250L251 235H253ZM73 234H75V236L73 235ZM95 234H107L108 236L107 237H105L103 240H101V241H98V240H94V239H92V237L95 235ZM190 234V235H191ZM208 234V235H207ZM211 234H212V232H211ZM224 233H221V235H223ZM254 234V235H255ZM77 235V236H76ZM188 235V234H187ZM235 235H238V233H236ZM242 235V234H241ZM247 235V234H246ZM224 236H225V234H224ZM223 236V237H224ZM228 236V237H229ZM168 237V238H167ZM188 237V236H187ZM226 237V236H225ZM242 237V236H241ZM10 239L12 238H14V237H9ZM21 238V237H20ZM227 238V237H226ZM8 238H6V242L7 241H9L10 239H8ZM11 239V240H12ZM179 239V238H178ZM185 239V238H184ZM228 239V238H227ZM247 239V238H246ZM22 240V239H21ZM172 240V241H173ZM181 240H183V239H181ZM185 240H187V239H185ZM192 240H194V239H192ZM192 240H190V241H192ZM226 240V239H225ZM233 240H234V242H233ZM171 241V242H172ZM184 241V240H183ZM237 241H240L239 243L237 242ZM2 242V241H1ZM4 242V241H3ZM186 242V241H185ZM188 242V241H187ZM8 243V245L9 244H12L11 246H13V241H12V243L11 242H7ZM6 243V244H7ZM175 243V242H174ZM177 243H180L179 242V240H178V242ZM223 243V244H224ZM229 243V242H228ZM245 243V245H246V242H244ZM2 244V243H1ZM134 244H136V245H138V246H140V247H143L142 249V251L143 252H141V251H139L137 248V250H135V246H134ZM173 244V243H172ZM176 244V243H175ZM174 244V245H175ZM183 244V243H182ZM186 244V243H185ZM217 244V243H216ZM5 245V244H4ZM184 245V244H183ZM191 245V246H192ZM244 245V244H243ZM10 245L8 246V247H11ZM153 246H155L154 248H152ZM162 247V248H159V247ZM175 246H177V244L175 245ZM14 247V246H13ZM13 247H12V249H13ZM186 247V246H185ZM223 248V253L221 252V253H219V250L221 251V249ZM115 248H119V250H114ZM164 248H166L165 250H163ZM221 248V249H220ZM225 248V249H224ZM242 248H245V247H242ZM124 249H126V250H124ZM141 249V248H140ZM159 249L162 251H165V253L166 254H164L167 258H164V257H162L163 256V251H162V253H160L161 251H159ZM189 249H192V247L190 248L189 247ZM25 251H26V249H24ZM29 250V249H28ZM196 251V250H195ZM27 254H28V252H27ZM26 254V255H27ZM38 254H37V256H38ZM144 254H150L151 256L149 257V259H145V257H143L142 255H144ZM1 255V254H0ZM162 255V256H161ZM220 255V257L222 256V258L221 259H223V260H225V261H221V259H217V256H219ZM223 255H224V258H223ZM29 256H30V253H29ZM36 256V257H37ZM47 256V255H46ZM35 257V258H36ZM219 257V258H220ZM15 258V257H14ZM37 259V258H36ZM45 259H47V258H45ZM51 259V258H50ZM56 260V261H57ZM72 260V259H71ZM45 261V260H44ZM56 261H55V263L54 264H56ZM60 261V262H61ZM59 262V263H60ZM72 262V261H71ZM58 262H57V264H59ZM63 263V262H62ZM61 263V264H62ZM50 264H51V262H50Z\"/></svg>",
	"mask_w": 264,
	"mask_h": 264
}]
</instances>
